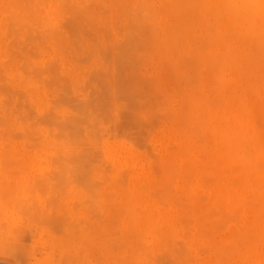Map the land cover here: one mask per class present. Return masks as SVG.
Wrapping results in <instances>:
<instances>
[{"label": "bare ground", "instance_id": "1", "mask_svg": "<svg viewBox=\"0 0 264 264\" xmlns=\"http://www.w3.org/2000/svg\"><path fill=\"white\" fill-rule=\"evenodd\" d=\"M80 1L81 0H0V63H2L1 60L6 59V58H7L6 60L8 61V58L9 59L12 58L13 53L19 54L17 52H19L22 49H23L22 51L24 53H27V52L31 53V54H29V56H32V54H33V56H37V59L41 58L40 55L36 53L38 51L35 52L36 54L34 53L35 50H33V48L31 47V45H33V44H31V43H33L31 41L34 40V41H37V43H39L38 42L39 40H36L37 37L41 36V34L42 33L44 34V31H46V32H50L52 45L54 47H56V51H57L56 54H58L59 57L61 58V61L64 64L65 69L67 71L72 72V67L75 66L74 64L72 65V63H73L72 61L76 62V60H74V59H77V63H78V60L80 59L82 61V59H83L82 57H84L83 60L86 62V59H88V58L91 59V57H94V53H96V51L94 52L92 49H91L92 51H90V48L86 49V47H87L86 44L88 43L87 45L89 46L90 45L89 41H93L92 38L90 40L88 38V36L89 37L92 36L91 34L95 32L94 28H96V27L95 26L91 27L90 25H92V23L90 25H89V23L86 24V22H88L89 20H87L86 19L87 17H84V16L90 17L89 19L90 20L92 19L94 21V24H96L100 28H102V24L105 25V23H107V24L112 23L113 24V22H114V26L116 23H117L116 25H118L119 22H117V21L120 17V19L122 18L124 21L125 20L130 21L129 24L132 23L131 21L136 22L138 27H139L137 33H140V31H142L143 33L145 32L144 34H146L147 32H149L148 30L150 29L149 34L148 33L146 34V36L148 35L146 37L147 43H148V46L150 47V48H148V50H151L153 52L154 61H155V69H156V72L158 73V77L160 78V80L158 77H156V78L153 77L154 79H153V81H151L150 78H152V76L150 78H147V76H146V79H149V80H145V82L149 81V83L148 82L147 83L149 84V86H151L153 88L152 89L149 86L147 87L149 90L151 89V91H149V93L151 92V94H152V93H155V90L156 91L158 90L157 88L160 86L159 84H160L161 80L163 81V83L164 82L166 83V86H169L171 88L170 89H169V87L167 88L165 86V83H164L163 86H165L166 88L163 87L162 85L160 87H162L163 89H166V91H164L163 89H161L159 87L160 90H158V92H156V94L159 93L157 95V97H155L153 95L154 101L151 100L152 97L150 99V97H147V95L143 96V97H146V99L143 98L145 100L140 99L139 101H137L136 98L139 95V94L137 95L138 91L135 93H132V92L139 89V85H137L138 88H134L135 84H133L134 90L132 92H130L132 90V87H131V89L129 88L130 90L127 92H130V93L126 94L127 97H125L127 99L131 98L129 101H131L130 103H132V104L134 102L135 103L137 102L136 106L139 107V105H137V104L138 103L142 104L143 101H146V102L150 101V102L156 104V106H158V104L162 105L161 104V101H162L161 98H163L164 94L166 96V99H165L166 101L164 100V98H163L164 101H162V103H163L162 106L165 105L163 107V109H161V112L162 111L163 112L160 113V110L158 109L159 111H157V108L155 107L157 113H160L162 115V117L164 116L162 119L163 120L162 123L164 125L162 124L163 125L162 127L161 126L159 127V124H161V123L158 122V119L155 120L159 116H156L158 114L155 113L154 109L152 111V107L154 108V104H150L151 107L148 105V103H143L142 104L143 106L140 105L144 109L150 107L149 110H151L154 113L153 116L151 114L152 117L149 115L150 116L149 118L151 120L150 119L146 120L150 123V126L148 123H146V121H145V124H148V125L143 124L145 126L143 131L147 132V130H148L147 128H149V127L151 130H153V128L154 127L157 128V126L159 127V129L160 128L162 129V131L161 132L159 131L160 133H158L159 134L158 139L160 138V140H161L160 151H158L160 154L158 152H156V153H158L159 155L155 154V153H154L155 155H153L152 150L154 151V148L152 149L151 145H150L151 147L148 148L147 146L149 145V143L148 144L146 143L147 146L143 145V143L146 140H142L140 142L141 144L139 145L140 147L146 146L148 148V149H146V147H145V149L147 151L145 150L144 154L146 155V153L149 151V154L147 153V155L151 154L148 157L149 160H150V157L153 158L155 156V158H153V161L151 160L152 166L150 165L149 160H148L149 162L144 164L145 163L144 158H146L145 155L143 158V157L139 156V154H135L134 151H132L128 148V150L125 151V153L128 152V154L125 155V158H126V161L129 162V166H127V167H130V169L126 170V167H124L125 172L123 169H122L123 171H121L120 168H122V167H120L121 165L118 163V165L116 167L113 166L115 168H111L112 170L107 171V173L111 174V172L114 169H116V171H114L115 172L114 174H112L111 176H108L106 173V169L110 168L107 165L108 160L104 161V162H107L106 165H102L104 162L100 163L99 162L100 160L99 161L97 160L98 161L97 164L100 163V164H98L97 170L101 169L100 167H105L106 168L105 170L104 169H101V170L102 171L104 170L105 173L103 172V174H106L108 176V177H106V175H104L103 183L99 181L100 179L98 180L99 181L98 182V181H95L96 179L95 180L91 179L92 178L91 173L89 174V170H90V172L92 171L90 169V167L93 164V166L91 167V168H93L94 165L96 164V161L89 158L90 156H88V160L86 161V158H87L86 154L88 155L89 153H86L87 148H82L83 142H85L86 143L85 145L87 147H89L90 144L88 143V140L87 141L84 140L82 142V144L80 145L82 150L84 149L83 151L80 150V151H82L80 153L83 154L84 157H86V158L81 157V156H83L81 154L80 155L77 154V156H80L79 157L80 161L85 160V162L87 163V169H86L87 172H85L86 170L83 169L85 162H83L84 163L83 166L79 165L78 161L76 163L79 165L80 168L83 167L82 168L83 171L80 170V172H81L80 174H82V172L86 173V174L88 173V174L85 175V177L87 179H84L85 178L84 176L82 177L84 179V181L80 180V178H78V177H76L75 181L80 180V183H81V181H83V183L84 182L87 183L88 185L86 184L85 188L83 187V186H85V184L81 186V187H83V188H81L82 189L81 191H83V190L86 191L87 194H85V197L88 196V198H90V195L92 193L90 199H92L91 200L92 202L95 201L94 203H92L91 201H88L86 203L84 200L88 199V198L87 197L84 198L83 199L84 202L81 200L83 203H86V204L92 203V204L90 205V207H89V204L86 206L84 204L83 209L86 208L85 211L88 212L89 208L92 209L95 206L96 208L94 207L93 208L94 210L92 209V212H91V215L94 218L98 212L101 214V212L99 211L101 209L102 213L104 214V215L103 214H101V215L105 216V217H103V219H102V217H99V220L102 219V220H100L101 222H103V220H104V222L107 221L109 223L110 219L111 220L114 219L115 221L117 219L118 223H115V225L116 224L119 225V229L117 228L118 225L116 227L119 230V232L116 229L114 231H117L119 233V235L117 232H114L116 234L115 235L112 232L113 231L112 230L110 232V235L114 234L115 236L112 235L114 237H111V236L108 237L107 233H109V232H104V231H109L111 229H110V227H108L109 225L107 224V226H106L105 223H104L105 227H108V230H107V228L104 229L103 230L104 233L102 235L101 234L102 229L100 226H102L103 223H100V221H98L99 224L98 225L95 224V226H94V225H91L94 223H91V222L88 223L90 221L89 219H87V221H85L86 219L83 220V218L82 219L79 218L80 220H82V221L78 220V222L80 224H81V222L85 221L86 222L85 225L88 223L89 226L91 225L94 227L92 228L90 226L91 227V229H90V227L88 225H86V226H84V229L86 227L85 230L81 228L83 231L80 230V228L75 229V230L71 229L72 231L74 230L73 236H75V237L72 238L73 236L71 235L72 236L71 237L69 235L70 233L67 234V236L69 235V237H67V238H69V241L66 240L63 242V248L65 250L64 255L67 257L69 255V253H71V255L74 256V258H73L74 264H153V263H156V261H159V259L156 260V258H157L156 251H158L160 249H164L165 251L161 250L163 252L167 251V254L161 252L162 254L167 255V258L171 255L168 258L169 260L172 259L171 257L179 259L181 257V255L184 254L185 252H187L188 253L187 256H189V249H187L188 251H186L184 242L182 244H184L183 246H184L185 251L183 252L184 249L182 248L183 250L181 252V250L178 247V245L181 246L180 244H178V241L181 239L178 240V239H175V237H179V235H183V234L184 235L187 234L186 237H188L190 234L191 236H189V238L187 240V245L190 248H194L197 250V248L199 249L202 246L200 249V250H202L205 247L204 250H205V253H207V256L202 259L201 264H264V0H89V4H87V6H86V4L83 6H80L79 5ZM90 1L92 2V4ZM93 4H94V6H93ZM126 4L127 5L129 4L128 8H127ZM90 5H92V6H90ZM155 5H158L159 7L156 8L157 6H155ZM107 9L110 10V12L113 13L116 17L118 16L117 18H115V19H117V21L116 20L115 21L114 20L109 21L112 18L114 19L113 15H112L113 17L111 16L112 18L109 17L110 19L105 16L106 17L105 20L109 21V22L104 21L103 16L105 15V13H106L105 10H107ZM107 14H109V12ZM72 16L75 17L74 20H73L74 17H72ZM80 16L81 17L83 16V17L80 18ZM76 18L78 21H76ZM83 18H84V21L87 20L85 22L86 26L89 25V27L93 28V30H91V28L90 29L88 28L89 30H91L90 32H88V29H86V28H85L86 30L81 29L80 33H79V30H77V29H80V28H78V25L80 24L79 27L81 26V24L83 23V21H82ZM89 22H91V21H89ZM28 23L35 24L36 25L35 27L38 28L39 30L34 28L36 30V33L34 35H32V37H27V38L25 37L26 39L23 38L25 40V42H23V43H20L23 41V39L21 40L20 38H17L18 40L19 39L21 40V41L19 40V43H18L19 45L21 44V47H19V45L17 44L18 40L14 41V39H16L15 37L21 35V30H22V36H24L23 35L24 34L23 33V27L25 26V24H27V25L24 28L30 26L29 29L27 28L28 31L26 29L27 34H25V35H30V33H32V30H34V29H32L33 27L31 26V24L28 25ZM85 24L83 23L82 25H85ZM146 24H147V27L149 26V28L145 29L146 31H144V28H146V26H145ZM18 25H20V26H18ZM21 25H23V26L21 27ZM126 25H127V27L125 26V23H124V25H123L124 29L122 28V26H120L121 28L118 26H115V28L118 27L119 33H120L121 29L125 30L126 32L129 30L127 34H129V32H132V34H133L135 31H137L136 30L137 25H135V23L130 24V26L131 25L136 26V27L131 26V27L135 28V30L133 28H131L132 30H134V32L128 28L130 26H128L127 23H126ZM16 27H18V28H16ZM125 27L127 29H125ZM18 29H19L20 33L17 31ZM35 30H34V32H35ZM74 30H75V32L76 31H78V32H76V34H74ZM122 30H121V32H122ZM13 31H15L14 35H13L14 38L11 37V38H13V40L10 41L9 38H10L11 34L13 33ZM125 31H123V32L126 33ZM67 32L69 33L68 35L76 36V38L74 40H69ZM87 32L89 34H86ZM96 32H98V30ZM18 33L20 35H18ZM39 33H41V34L39 35ZM82 33H84L82 36L79 35ZM85 34L88 35L87 38L89 40H87V38L83 37V36H85ZM127 34H125L123 39L126 38ZM132 34L130 33L131 36L127 35L128 40H129V37L131 39L130 42L127 41V38L125 39L127 41V43L125 40H124V42H125L124 43L123 39L121 41L124 44L121 41L118 42V45L120 43H122V46L124 45V47H125V48L123 47L124 49L122 48V46H121V48L119 47L121 44L118 47L116 46L114 48V46H115L114 44H116V42H113V45H114L113 49H116V50L121 49L120 50L121 53L124 54L125 52L128 53L131 50L134 51L135 48L137 51V50H140L138 48H141V46H143V47L147 46L144 44V41L146 40L145 38H144V40L142 39L143 41L140 40V42L142 41V43L144 44V45L143 44L141 45V43H139L138 40H137L138 43L136 41V39H138L137 37H139L138 34L134 33V35H133L136 39L133 38ZM77 35H78L79 39H81L83 37L84 39L87 40L86 44H84V41L80 40V41H82L81 43L84 44V46H85L84 50H80L83 45L80 42L77 43ZM105 35L106 34H103V37H104V40L106 43L107 40L105 39ZM139 35L141 36L142 33ZM46 36H49V35H46ZM46 36L44 34V36L42 35L41 37L44 40V38ZM94 37L95 36H93V38ZM131 37L135 40L136 45L140 44L141 46L139 45L140 47L138 46V48H137V46L134 44L133 47L132 46L129 47L131 45L130 43H132V41H134ZM42 38L40 39V41H43ZM46 38H45V40H46ZM48 39H49V37H48ZM94 39H97V37ZM29 40L31 42L29 48L31 47L32 49L28 48V50L25 51L24 49H26V47L28 45L26 41H29ZM9 41H10V43H9ZM69 41L73 42V45H74V41H75V45L78 46V47L74 48L75 45L72 46V44H71L70 47L71 46L72 47L70 48V50H76V48H78V49L80 48L79 50H77V52L83 51V53L86 54V52H84V51L87 50L89 52V55H91V56H89V57H88V55L81 56L79 54V56H81V58H80L77 55L72 56L73 52L69 51L70 55H71V57H70L68 54ZM97 41H99V39H97ZM43 42H40L39 44L41 45V43H43ZM93 42H96V40H94ZM45 43H46V41H45ZM99 43L101 44L102 47L100 49H97V50H101L104 47L103 46L104 44H102V42H98V44L95 43V45H93V46H96V44H97V48H98V47H100V46H98V45H100ZM110 43H111V41H110ZM128 43H129V45H127ZM10 44L12 47L15 46L14 44H17L18 46L16 45V47H18V50L19 49L20 50L17 51V48H14L16 50L9 49V47H11ZM78 44H81V46ZM125 44H126V46H125ZM44 45L45 44L43 43V47H44ZM109 45H108V43L105 44V46H108V48H110ZM24 46H26V47H24ZM127 46H128L129 50H127ZM38 47H37V49H38ZM41 47H42V45H41ZM44 48H47V47L45 46ZM48 48H49L48 50L51 49L49 47V45H48ZM72 48H74V49H72ZM104 48H103L104 51L105 50L106 51L104 53L103 52L102 53L105 55L106 53H109V52H107V51H109V49L107 47H104ZM117 48H119V49H117ZM130 48H131V50H130ZM145 48H147V47L142 48L143 50L141 49L140 51H144ZM122 49H123V51H122ZM111 51H112V54L115 55V56L112 55V57H115V61L118 59L119 60V61L117 60L118 62H122L121 60H123L122 59L123 55L120 53V51H118V52L117 51L115 52L114 50H111ZM111 51H110V53H111ZM133 51L129 53L130 54L129 55L130 56L129 61L131 60L133 55H135V56L137 55L136 52L133 54ZM23 52H21V53H23ZM91 52H93V53H91ZM102 53L99 52V55H101ZM126 53L124 54L125 55L124 58L126 57ZM56 54H55V56H56ZM103 54L101 56L102 58L104 56ZM131 54H132V56H131ZM21 55L23 56L24 54H21ZM119 55H120V58H119ZM14 56H15V57H13L14 59L15 58H16V60L19 59V58H17L16 55H14ZM29 56H28V58H29ZM129 56L126 57L127 61L123 60V64H125L124 62H126V65H127V62H129L128 61ZM18 57H19V55H18ZM78 57H79V59H78ZM139 57H140V59H139ZM142 57H143V59H142ZM142 57L139 55L137 57V59L142 60V63H143L147 59L144 60L143 55H142ZM104 58H105V60L107 59L106 56ZM104 58H103V61L105 62ZM133 58H132V60L135 59V58L134 59ZM55 59H54V61L51 60L52 63L49 62L50 60L48 59L49 61H45V63L42 65H45L46 62H47V66L53 65V64L58 65L59 60L56 59V61H55ZM90 59H88V60H90ZM108 59H109V57H108ZM137 59H135V60L137 61ZM7 61L3 62L2 65L0 66L1 67L0 72L2 70V72L0 73V79H2L3 82L5 80H8V78H9V77L7 78V75L5 74V72H7L6 69H10V68L6 67V66H8V65H6ZM27 61L26 60H24V62L21 61L20 64H22V63L23 64L20 67L14 66V69L18 68V70H20L21 75H22V73L26 72L24 74H26L27 78H28V76L30 77V75H32V77H35V75L37 76V73H35V72L38 71V66L36 65L34 68L33 63L29 62V61H28V63L32 64V67H30V68H32L31 69L32 74H30V75L27 74V73H30V71H27L29 68L28 65L29 66L31 65V64L27 65ZM108 61L106 60L107 63H108ZM110 61H112V60H110ZM136 61H134V64L137 63ZM12 62H13V60H12ZM25 62H26V64H25ZM48 62H49V64H48ZM132 62L130 61L129 65L131 63V66H132V64H133ZM138 62L140 63L141 61H138ZM77 63H76V67H77ZM109 63L107 64V66L110 65ZM142 63H140V64L142 65ZM4 64H5V67L3 68L2 66H4ZM16 64H17V62H16ZM134 64H133V66L137 65L138 63L135 65ZM23 65H25V66H23ZM101 65L103 66L102 63L100 64V66ZM104 65L106 66V64H104ZM22 66L24 68H26V66H27L28 68H26V70H25ZM58 66H60V65H58ZM79 66H80V64H79ZM86 66H85L84 70H86L88 68V67L86 68ZM105 66H103V67L105 68ZM81 67H82V64H81ZM141 67L136 66V70H137V68H141ZM42 68L43 67L39 68V70L40 69L42 70ZM108 68H109L108 71L110 72V67H108ZM115 68H116V66H115ZM133 68L131 67L130 69L132 71L134 70V73H136L135 68L134 69ZM34 69H35V71H34ZM94 69H95V67H94ZM98 69H100V68H98ZM117 69H118V67H117ZM147 69H149V68H147ZM45 70H46V68H43V71H45ZM73 71L77 72L74 69H73ZM10 72H11V70H8L7 74L10 75ZM53 72H51L52 76H50L51 73L48 72V78L46 77V79H45V77H44V80L40 74H38L39 77L38 76L36 77V78H39L38 81L40 79L43 80V82H46L43 84H47L51 88L53 87V84H54V86H55L54 90L56 89V91H58V93L60 91L63 92V90L66 91L63 93L60 92L57 95L58 99H57V97H55V99H49L48 100V97H46L47 98L46 100H48L49 103L51 102V104H54V102H55V104H54L55 106L51 105L52 107H49V103L47 102V106L49 108L48 110L50 111V108H51L50 112H52L53 107L60 106V104L62 102L64 103V101H65L64 104L66 106L68 104V106H70L69 107L70 109L72 106L75 107L76 106L75 104L72 105L70 103V100L73 99L72 97H70V94H73L72 90L70 89V87H71L70 85L72 83L70 85H67V86H66V84H64V81L67 84H69L72 81L67 76L66 77L70 81H67L66 77H65V79L64 78L62 79V77L58 74V70L53 71ZM138 72L139 71H137V73ZM2 73L4 75H6L4 78L2 77V76H4ZM82 73L86 74V72H82ZM89 73L91 74V70L89 72L87 71V74H89ZM15 74H16L15 77H14V75H12V78L9 80L10 82L15 81L14 78L17 77V73H15ZM20 74H18V75H20ZM76 74L77 73H75V75ZM83 74H82V76H83ZM110 74H111V72L109 73V75ZM45 75L47 76V74H45ZM89 75H88V77L90 78ZM115 75H117V74L113 73V78ZM24 76L22 77V78H24V80L21 79L19 81V84H22V80H23V82L25 81V79L27 80V78H25ZM137 76H138V74H137ZM140 76H142V74ZM154 76H157V75H154ZM129 77H128V79H131ZM50 78H53V79H50ZM108 78L110 79L111 77L109 76ZM108 78H107V80H108ZM56 79H57V81H56ZM72 79H74V78L72 77ZM76 79H77V77H76ZM91 79H93V78H90V80ZM142 79H140V80H142ZM53 80H55L56 82ZM61 80H62V82H60ZM131 80H130V82H131ZM157 80H159L160 82H158ZM2 81H1V83H3ZM33 81L34 82L36 81L35 84H37V83L40 84L42 82V81L41 82L39 81L40 82L39 83L37 81V79L36 80L33 79ZM89 81H88V79H86V81L83 80V82H85L87 84V87L89 86L88 85V83H90ZM108 81H109L108 82L109 84H110V82H112L110 80H108ZM117 81L118 80H116V83H117ZM134 81H135V79H134ZM134 81L132 83H134ZM154 81H156V82H154ZM10 82H7V83L9 84ZM124 82H125V80H124ZM126 82H125V84H126ZM167 82H169V83H167ZM7 83L5 81L0 86H4L6 84V86L8 88V86H10L11 83H10V85H8ZM55 83L56 84L60 83V84L57 86ZM62 83H63V85H62ZM150 83H151V85H150ZM152 83H153V85L156 84V89H154L155 85L153 86ZM170 83H171V86L169 85ZM86 84L84 85L85 90H83V84L82 83L80 84V86H77V87H80V89L83 90V92H84L87 89ZM109 84H108V87L111 86ZM128 84H129V82H128ZM138 84H140V83H138ZM29 85H30V83H29ZM47 85H45L46 90H48V91L52 90V89H50V90L47 89V88H49V87H47ZM60 85H62V86H60ZM6 86H4V87H6ZM26 86H24L25 92H27L26 94L24 92V89H22V88H21L22 90L19 92L20 89L19 90L17 89V85L15 87L18 91L17 90L15 91V87L12 88V86H11V88L14 89V92L11 91V89L9 91L10 87L8 89L4 88V87L3 88L0 87V92H1L0 94H3V93L6 94L5 95L6 97L5 96L4 97L6 99V102H8L6 104L4 97H1V100H3L2 102H4L3 104H0V111H2V113H4V111H7L9 109L8 108V106L10 105L9 103L11 101H14L11 99V97L12 96L14 97L15 94H17V93H18L17 97L19 99L22 97V99H25L28 102L29 97L26 95H29L28 92L32 88L30 89L31 86H29V88H28L29 90L27 89L28 91H26ZM33 86H35V85L33 84ZM56 86L60 89L57 90L58 88H56ZM68 86H70V87H68ZM97 86H99V85H97ZM113 86H114V84H113ZM126 86H128V85H126ZM40 87H39V89H40ZM61 87H63V88H61ZM100 87H101V84H100ZM1 88H2V90H1ZM34 88H36V87H33V89ZM43 88H44V86H43ZM68 88H69V91H68L69 93L67 92ZM92 88H93V86H92ZM104 88H105V90L103 89V87L100 88V89H102V90H100V91H102V93H103V90L106 91V87H104ZM140 88H142V87H140ZM37 89L38 88H36V90ZM73 89H74V86H73ZM93 89H95V88H93ZM70 90H71V92H70ZM95 90H97V88ZM121 90L120 91L114 90V91L117 93V92H121ZM124 90H126V89L124 88ZM127 90H128V88H127ZM145 90H146V88H145ZM161 90H163L162 93H160ZM42 91H45V90L43 89ZM76 91H77V88H76ZM76 91H74L75 96H77V97L81 96L80 94L76 95ZM91 91H93V90H91ZM91 91H90V95H91L90 98L92 99L93 94H91L92 93ZM97 91H99V90H97ZM109 91L110 90H108V92ZM142 91H144V90L142 89ZM6 92H8V93H6ZM9 92H11V94ZM22 92L25 94V98H24V94ZM52 92H53V90H52ZM127 92H125V93H127ZM19 93L21 95H19ZM50 93H51V91H50ZM112 93L114 94V92H112ZM149 93L147 90L146 94H149ZM8 94H10V95L7 98ZM95 94L96 93L94 91V95ZM106 94H108V93H106ZM144 94H145V92H142V94L140 93L141 96ZM160 94H163V96H161V98L158 97ZM18 95L21 97H19ZM40 95H41V93H40ZM68 95H69V97H68ZM131 95L134 97L132 98ZM47 96H48V94H47ZM51 96H52V94H51ZM53 96H55V95H53ZM61 96L63 98H60ZM72 96H74V95H72ZM105 96H107V95H105ZM109 96H107V97H109ZM87 97H88L89 101L91 102L89 95ZM95 97H96V95H95ZM138 97L141 98L140 96H138ZM15 98H16V96H15ZM34 98H35V95L32 99L34 100ZM113 98H114V96H113ZM147 98L149 101H147ZM155 98H159V100L161 99L160 103H159V100H156ZM44 99L45 98H43V100ZM59 99H61V100H59ZM88 99H86V100L88 101ZM54 100H56V101H54ZM57 100L61 101V103L60 102L58 103ZM92 100H94V99H92ZM83 101L84 100L81 101L82 102L81 104L87 106L86 104H84L85 101L84 102ZM87 101L85 103H87ZM110 101H112V100H110ZM120 101H121V99H120ZM120 101H117L118 106H119V103L122 104V102H120ZM122 101H125V99ZM140 101H142V102H140ZM155 101H157L158 103H156ZM22 102L23 101H21V103ZM56 102H57V105H56ZM28 103H30V102H28ZM31 103L33 104V102H31ZM35 103H37V102H35ZM63 103H62V105H63ZM92 103H94V102H91V104ZM135 103L132 106H135ZM4 104H5V107H4ZM12 104H11V107H12ZM15 104L18 105V104H20V102L18 104L14 103L13 105H15ZM44 104L46 105V103H44ZM79 104H80V102H79ZM91 104L88 103V105H91ZM111 104H113V103H111ZM27 105L28 104H25V106H27ZM77 105H78V102H77ZM80 105H78V106H80ZM144 105H146V107ZM160 105L158 106L159 108H160ZM6 106L8 109L6 108ZM21 106H22V104L20 105V107ZM20 107L17 106V108H20ZM28 107L29 106H27V108ZM32 107H33V105H32ZM74 107H73V110H74ZM77 107H75V108H77ZM115 107L117 108L116 105L115 106L113 105V108H115ZM27 108H25L26 111H28ZM39 108H40V106H39ZM44 108H43V110H44ZM79 108H81V107H79ZM127 108H128V106H127ZM139 108H141V107H139ZM5 109H7V110H5ZM12 109L13 108H11V110ZM48 110H46L45 112H47ZM83 110L85 111V109H83ZM135 110H137V107H136V109H134L135 115L137 116ZM140 110H142V109H140ZM8 111H10V109ZM29 111L32 112V109L29 108ZM33 111H34V109H33ZM77 111L80 112L81 110L79 109ZM122 111H120V112L122 113ZM130 111L132 113L131 116H133V110H130ZM16 112L18 113V111H16ZM45 112L43 115L41 114L40 116L43 117L44 115H46ZM85 112L88 113L87 110ZM25 113L23 112L22 114H25ZM55 113H54V111L52 113V116L54 119L53 120L51 118L52 123H49L50 121L47 117L45 118L48 120V121L46 120L47 125L49 124V128L45 124V127H47V129H45V130H47L49 132L52 129V128H50V124H53V125L59 127L60 130L59 129H57V130H59L58 132H60V133L62 132V133L57 134V131H56V133H54V131L51 130L50 132H53L51 134H55V137H57V138L54 137L51 140L59 139L60 136L64 132H65V134L67 133L66 132L67 130L63 129L65 125L69 126V127H73L75 125L74 124L72 126V124H73L72 120L74 121V119H72V116H70V115H72V113L68 116V117H70V119L67 118V115H64L65 119L62 118V120L60 119L61 114L59 113V111H58L59 114L56 113L59 116L56 115ZM80 113L85 114L84 112H80ZM9 114L11 116V113H9ZM27 114L28 113L25 114L26 117H24V115L19 116V117H21L20 122H22L23 124L26 123V121L24 122V120H25V118H27ZM34 114H35V111H34ZM13 115H15V114H13ZM18 115L19 114H17V117H18ZM47 115H48V112H47ZM80 115H79V117H81ZM86 115H88V114H86ZM90 115H92V114H90ZM146 115L144 117H146ZM5 116L7 117L8 114L6 113ZM5 116H4V120L6 119ZM54 116H56L57 118ZM155 116H156V118H154ZM29 117L31 118V116H29ZM0 118H2V117L0 116ZM84 118H86V117H84ZM134 118H136V117H134ZM159 118L161 119V116ZM45 119L43 121H45ZM59 119L61 120V122L59 121L58 124H56L57 120H59ZM79 119H81V118H79ZM141 119H143V118H141ZM0 120L2 122L4 121L3 118ZM11 120H12V118H11ZM64 120H66L68 123H71V122L72 123L69 125ZM81 120H83V119H81ZM130 120H131V118H130ZM143 120H145V119H143ZM154 120L156 121V125L153 124ZM1 121H0V123L3 124ZM15 121H16V118H15ZM17 121L19 122L18 119H17ZM32 121H34V120H32ZM35 121L37 122V120H35ZM38 121L43 122L42 120H38ZM78 121H79V123H78V125H79L81 122H80V120H78ZM151 121L153 122L152 125H154L153 128L151 125ZM164 121H165V123H164ZM4 122H5L4 124H6L5 126L3 125V127H2V125L0 124V128L2 127V129L3 128L6 129L7 123L9 124L10 121L5 120ZM64 122H65V124H64ZM31 123H33V122H31ZM44 123L45 122H43V126H44ZM140 123H142V122L140 121ZM143 123H144V121H143ZM12 124H13V122H12ZM131 124H132V122H131ZM16 125H17V123H16ZM34 125H36V126H34L35 127L34 129H31L32 132L30 131V129H27V128L25 129L27 133L31 132V133H29L30 136L28 135L27 137H26V135L25 136L23 135L26 133L25 131H24L25 133H23V134L19 131L20 133H18L16 135H15L16 132H14L13 133L14 138H12L11 133L7 134V130L5 131L6 132L5 134L3 133L4 129L2 132L0 131V175H2V173H4L5 175L8 173L11 175H12V173L14 174L13 169L16 167H19L22 164L23 156L26 155V154L23 155V152L21 151V149H23L25 147L27 148L28 146L29 147L31 146V145H29V143L27 144V140H26L24 145L25 144H27V145L23 146V148L22 147L19 148L18 145H20V143H16V144H18V145H16L14 143V140H16L17 138L18 139H20V138H19V136L17 138H15V136L21 135L22 136V137L20 136L21 138L26 137L25 139L28 138L30 140V138L32 136L31 134H33V137L31 138L33 140H30L31 141L30 144H33L31 147L34 149V147H33L34 143H32V142L35 139L34 137H37L40 134L37 126H40V128L42 127L41 123L39 125H37V124H34ZM53 125H52V127H53ZM83 125H84V122H83ZM83 125H81V126L83 127ZM90 125H92V124H90ZM135 125H134V128H136ZM31 126H33V125L31 124ZM11 127L12 126H10V128ZM36 127L38 130V133H37ZM82 127H80V128H82ZM143 127H140V130ZM88 128H89V126H88ZM74 129H76V127ZM8 130H9V128H8ZM10 130H12V128ZM34 130H36V132ZM90 130L94 131L96 129L91 128ZM33 131L37 134L36 136H35V133ZM88 131H89V129H88ZM88 131L86 134H88ZM148 131H150V130H148ZM78 132H79V130L77 131V133ZM94 132H98V131L96 130ZM94 132H93V135H94ZM44 133H46V131H44ZM44 133H43V135H45V136L49 135V134H44ZM69 133H70V135L67 134V138L68 137L70 138V136L72 137V133L74 134V132H69ZM149 133L147 132L146 134L149 135ZM152 133H154V132H152ZM81 134L82 133L80 132L79 135H81ZM91 134L92 133L90 131L88 136L91 137L92 136ZM41 135L42 134H40L39 136L41 137ZM45 136H43V137L45 139H48ZM51 136L52 135H50L49 137L51 138ZM115 136L117 138L121 137V136H117L116 134H115ZM152 136H153V134H152ZM43 137H41V138H43ZM81 137H82V135H81ZM81 137H78L80 139H77V136H75V137L70 138V139L68 138V140H67L64 136L62 139H64V140L66 139L65 141L70 142L71 148L74 149V148H76V146L74 147V145H76V143H78V140L82 139ZM145 137H146L145 139H147L148 136H145ZM98 138H100V137H98ZM109 138L111 139V137H109ZM142 138H143V136H142ZM18 139H17V141H18ZM36 139H35V143L38 144L37 142H39L40 138L37 139L38 140L37 142H36ZM74 139H76L77 141L75 142ZM64 140H63V142H64ZM70 140H72V142ZM94 140H95V138H94ZM149 140H151V138ZM40 141H42V143L39 142V144H38L39 146L41 144H44L43 140L40 139ZM68 142H66V143H68ZM95 142H96V140H95ZM99 142H100V140H99ZM109 143H111V142H109ZM133 143H135V145L137 143V146H138L139 141L138 142L135 141ZM56 144L57 143L55 140V145ZM95 144L96 143H94V145ZM99 144L100 143H98V145ZM45 145H47V144H44V146ZM53 145L54 144H52V146ZM61 145H59L60 146L59 149L56 148L57 149L56 151H57V154L60 155L59 157L60 158L62 157L61 158L63 160L62 163H61L62 160H58L60 158L57 156L56 153H55L56 155L54 154L55 156L52 155V156H54V158L52 156H50L53 159L51 158L52 161L49 160L51 162H48V163H55V165L53 164V166H52V164L51 165L48 164V166H45V164H44L43 166H41V165H38L37 160H35L37 162L36 167H38V166H40V168L46 167V170L44 168L42 169L43 171L45 170L44 174H46V173L50 174L47 171L50 169V168L49 169L47 168V167H49V165H50V167L52 166L51 167V169H52V168H54V166H56V163H59V162H60L58 164L59 167L57 168V166H56V168L59 171H56L53 169L49 170L50 172H52L51 174L55 175L54 174L55 171L57 174H59V172H61L60 174H62V173H64V171L65 172L71 171L72 170L71 168H73V166L75 165V159H74V162H73L74 164H73V166L70 167L69 163L72 162V158L68 160V158H67L68 156H66V155H69V152L71 153V151H75V149L69 150V151L66 148L64 149V147H66V146L68 147V145L70 146L69 143L65 146L63 145V148L61 147ZM111 145L115 146V145H117V143H115V145L114 144H111ZM154 145H155V143H154ZM44 146L41 148H46L48 145L46 147H44ZM93 146H92V144L90 145L91 152L93 151V148H92ZM96 146H97V144L94 147H96ZM78 147H79V145H78ZM131 147H133V146H131ZM154 147L156 148V146H154ZM37 148H35V149H37ZM97 148L98 147H96V150H98ZM115 148L116 149L113 150V152H115L114 154L119 153L121 155L122 150L119 149V147L117 148V146ZM150 148L152 150H149ZM27 149L30 150V148H27ZM35 149H34V152H35ZM38 149H37V151H40ZM62 149H63V154H64V152L68 151V152H66L68 154L65 153L66 155H64V157H63V154L61 153ZM123 149H125V148H123ZM31 150L29 152H32ZM58 150H61V152L59 153ZM100 150H101V148H100ZM44 151L46 152V150H44ZM76 151H75V153H77ZM78 151H79V149H78ZM155 151H156V149H155ZM72 153H71V155L76 156V154L74 152H72ZM103 153H104V151H103ZM103 153H100V154L105 156L106 154H103ZM96 154H98V153H96ZM30 156L32 157V159L35 158L32 155H30ZM41 156H43V155H41ZM91 156H92V154H91ZM96 156L98 157V155H96ZM159 156H161V165L159 162V160H160ZM119 157L121 158L123 156H119ZM55 158H56V160H55ZM64 158H65V160H67L66 162L64 161ZM69 158H70V155H69ZM81 158H82V160H81ZM99 158H100V155H99L98 159ZM105 158L108 159L109 156H107ZM114 158H115V156H114ZM154 159H155V161H154ZM156 159H158V160H156ZM35 161L33 159V163ZM93 161H95V164ZM46 162L47 161H44V163H46ZM88 162L90 165L88 164ZM91 162H92V164H91ZM155 162L158 164H156ZM154 163L156 164V168L154 167L155 166ZM108 164H109V166H111L110 162ZM100 165H102V166H100ZM157 165L161 166L162 171H160L161 170L160 167L157 168L158 167ZM67 166L69 168H67ZM77 166L75 165L74 166L75 168H73V170H75V171H71V173L75 172V173H72V175H75L77 173L76 172ZM36 167L35 168L33 167V168L36 170ZM27 168L28 167H26V169ZM56 168H54V169H56ZM85 168H86V165H85ZM38 169H39V167H38ZM65 169L66 170L68 169V170L66 171ZM151 169H154L155 171L151 170ZM24 170L20 169L18 171L20 172V171H24ZM61 170H63V171H61ZM78 170H79V168H78ZM128 170H130V174L127 173ZM18 171H16L17 173L15 172V174L21 173V172L19 173ZM34 171H32V173H36ZM94 171H95V169H94ZM158 171H160V173H163L162 180L164 181V183L161 179H160L161 182H159V183L156 182L155 176L156 177L158 176V174H159ZM28 172H29V169H28ZM28 172L24 171L25 174ZM121 172H124V173L122 174ZM153 172L155 173V175L153 174ZM68 173H70V172H68ZM97 173H96L95 177L98 178ZM127 174L129 175V178L125 179L124 175H127ZM7 176L9 179L12 177V176L9 177V175H7ZM7 176H4L5 179ZM160 176L161 175L159 174L157 179ZM123 179H125V182ZM43 180H44V178L42 179V181ZM75 181H72V182L75 183ZM172 181H174V182H172ZM97 182L99 184H97ZM76 183H79V181ZM170 183H171V186L173 183L175 184V185L173 184L174 185L173 193L170 191V189L172 190L173 187L172 188L170 187V189H168V187H169L168 184H170ZM90 184H91V186H90ZM95 184H97L96 187H94ZM73 186H76V185H73ZM78 186H80V185L77 184V188H78ZM88 186H90V188ZM35 187H36V184H35ZM41 187H39V188H41ZM48 188H49V186H48ZM73 188H75V187H72V189ZM77 188H75L74 191H78ZM42 189H44V188H42ZM90 189H92V190H90ZM65 190H67V188ZM49 191L52 192V188ZM74 191L72 193L73 195H74ZM84 191H83V193H81V195L85 193ZM43 193L46 195V191H43ZM204 193H206V197H203ZM57 194H59V193H57ZM78 195H79V193H78ZM81 195H79V196H81ZM95 195H97V196H95ZM54 196H56V195H54ZM5 197H7V196H4V199H5ZM93 197L95 198V200ZM33 198H34V195H33ZM67 198H68V196H67ZM183 198H185L188 201V204L186 203L187 201L185 199L183 201L185 204L182 202ZM72 199H73V197H72ZM76 199H77L76 201L79 203V206H82L83 204L81 203L80 200H78V197ZM30 200H31V198H30ZM73 200H75V199H73ZM96 200H98V201H96ZM3 201H5V200H3ZM58 201H59V199H58ZM76 201H74V202H76ZM26 202H25V204H26ZM72 202L73 201L70 202V204H72V206L73 205L75 206V204H78L77 202L75 204ZM51 203H54V202H51ZM93 204H95V205L93 206ZM185 205H187V207L190 206L189 212H186V209L188 211V208L185 207ZM54 206H55V204H54ZM99 206H100V209L98 208ZM76 207H78V206L76 205L75 209H76ZM56 208H53V209H56ZM97 208H98V212L96 211V213H93V211L95 212V209L97 210ZM75 209H74V211H75ZM83 209H81L80 213L84 212ZM215 209H217L218 212H214ZM208 210H210V213L208 212L209 214L207 213L208 214L207 215L206 211H208ZM32 211L34 212V210H32ZM212 211L214 212L213 214L216 213L215 215H218V213H219V216L217 218H215L214 215H213L214 217L212 215L210 216ZM46 212H47V209H46ZM46 212H44V213L47 215ZM67 212H69V211H67ZM89 213H90V211H89ZM186 213H188V217L186 216ZM227 213H228V215L229 214L232 215L231 217H233V216L234 217L232 219L230 218V216H229L230 219L226 218V217H228ZM190 214H191L192 218L194 217L193 219H191V221L189 220L190 219L189 217H191ZM78 215L80 216V214H78ZM83 215H86V214H83ZM48 216H49V214H48ZM185 216L187 218H184ZM75 217L76 216H74V218ZM90 217L91 216L88 215V218H90ZM67 218H68V216H67ZM74 218H72V219L74 220ZM104 218L108 219L109 221L104 219ZM72 219H70V220L73 221ZM97 219H98V217L96 218V220ZM43 220H45V219H43ZM67 220H69V219H67ZM70 220L68 222H70ZM114 220H113V222L111 221L113 223V225L115 222ZM187 220H189V221L185 222ZM74 221H76V219ZM189 222H192V224H193L192 225V231H190V233H189V231H187L190 228V227H188L189 226L188 224H190ZM73 223H72V225H73ZM95 223H96V221H95ZM186 223H188V224H186ZM221 223H222V226H221ZM43 224H45V223H43ZM75 224H77V222ZM80 224H77L76 226L79 225V227H80L81 226ZM100 224H102V225H100ZM217 224L221 227L218 228ZM115 225H114V227H115ZM186 225H188V226L186 227ZM87 226H88V229H90V232L87 229ZM97 226H98V228H96ZM103 226H102V228H104ZM214 226H216V228H218L219 231L218 230L216 231ZM227 226H228V230L226 231L225 227H227ZM4 227H5V225H4ZM186 228H187V230H186L187 233H185L186 232L185 230L182 231L183 229H186ZM99 229H101V230H99ZM19 230L20 229H18V231ZM222 230H224V232H225L224 236L220 237V234H219L220 238L215 239L213 237L215 231L217 232L216 234H218V233H220V231L223 232ZM85 231H87L86 234L84 233ZM81 232L85 234L84 236L82 235V238H81V234H80V237H78L79 236L78 233H81ZM71 234H73V233H71ZM104 235L106 236V238L104 237ZM18 236L16 235V237H18ZM182 237H184V236H182ZM9 238H10V236H9ZM70 238H72V239H70ZM109 238H111V239H109ZM114 238H117L118 241L116 239L114 240ZM60 239H62V238H60ZM107 240H109L110 243L115 241L114 242L115 245L118 242V244H119V245H117L118 247L113 245L112 243L109 244ZM173 240H176V241L173 242ZM182 240H184V238H182ZM185 243H186V241H185ZM14 244H15V241H14ZM147 244L150 245L151 248ZM173 244L174 245L176 244L175 246L178 248H175V246ZM48 246H49V244H48ZM54 246H55V244L52 243V250L48 253H45L46 256H44L45 255L44 254L43 255L44 258L42 260H39V261L35 260V261L36 262L38 261L39 262L38 264H54L55 260H56L55 259ZM59 246H62V245H59ZM112 247L113 248L117 247L118 250L114 251V249ZM43 249H45V248H43ZM177 249H179V252H180L179 254L182 253L181 255L178 254V251H176ZM200 250H199V252H200ZM66 252L68 255L65 254ZM150 253L151 254L156 253V254L152 256ZM158 253H159V251H158ZM192 253H193V251H192ZM199 254H201V252ZM203 254H204V252H203ZM0 255H2V256H0V258L1 257L3 258L4 256L9 257V258H7V260L10 259V261L12 260L11 258L13 257L14 262L18 261L19 264H23V262H25V264H26V262H28V261H24V258L21 259L22 256H19L18 254H17L18 256L15 254L13 255V254L7 252L5 249L0 250ZM65 256L62 257L63 260L65 259ZM154 256H156V257L154 258ZM158 256H160V254ZM16 258L17 259L19 258L21 261L23 260V262H21L20 260H17ZM71 258L72 257H70V259ZM165 260H167V259L165 258ZM180 260H182V259H180ZM66 261H68V260H66ZM66 261L64 260L63 262H65V263H63V264H67L68 262L66 263ZM11 262H13V261H11ZM170 262H172V261L170 260L169 263ZM175 262H178V261L176 260ZM184 262H186V261L185 260L180 261V263H182V264ZM166 263L167 262H165V264ZM172 263L174 264V260ZM59 264H60V262H59ZM156 264H158V263H156ZM162 264H163V262H162Z\"/></svg>", "mask_w": 264, "mask_h": 264}, {"label": "rangeland", "instance_id": "2", "mask_svg": "<svg viewBox=\"0 0 264 264\" xmlns=\"http://www.w3.org/2000/svg\"><path fill=\"white\" fill-rule=\"evenodd\" d=\"M91 2V1H90ZM86 4V6H87V4H89V0H81L80 1V3H79V5L80 6H83V5H85ZM91 4H92V2H91ZM90 6H92V5H90ZM93 6H94V4H93ZM126 6H127V8H128V6H129V4L127 5L126 4ZM155 6H157L156 8H158L159 6L158 5H155ZM105 15L103 16L104 17V21H106L105 19H106V17H110V18H112L113 16H114V19L112 18V19H110L109 21H111V20H116L117 21V19H115V18H117L113 13H111L110 12V10H105ZM109 12V14H107ZM113 15V16H112ZM106 16V17H105ZM112 16V17H111ZM72 17H74V16H72ZM83 17V16H82ZM81 16H80V18H82ZM84 17H87L86 19L87 20H89V21H91V22H86L87 20H85L84 21V18H83V23L85 24V22H86V24H88L89 23V25L92 23V25H90L91 27L92 26H95L96 28H94V30H95V32L98 30V32H94V33H92L90 36L91 37H89L88 35H86V34H89L88 32H90L91 30H93V28H91V27H89V25H87L86 26V24L85 25H82L81 24V26L79 27V25H78V28H80V29H77V30H79V33H80V30L81 29H90L91 28V30H89L88 29V32L85 34V36H83V37H85V38H87V36H88V38L91 40V38H92V40L94 41V40H96V42H93V41H89V46L87 45L88 43H87V40H89L88 38H87V40L86 39H84L83 37V39L81 38V39H79L78 38V35H77V43L78 42H82V41H84V44H86V49L87 48H90V51H96V53H94V57H91V59L90 58H88V59H90V60H88V59H86V62L83 60L84 59V57H82L83 59H82V61L79 59V57L81 58V56H84V55H88V57L89 56H91V55H89V52L86 50V51H84V52H86V54H84L83 53V51H79V52H77V50H79L78 48H76V50H70V48L72 47V46H74L75 45V41H74V45H73V42H71V41H69V50H68V54H69V56L71 57V55H70V52H73V55L72 56H79V54L81 55V56H79L78 57V63H77V59H74V60H76V62H74V61H72L73 63H72V65L74 64L75 66H73L72 67V72H70V71H67L66 69H65V67H64V64L62 63V61H61V58L59 57V55L58 54H56L57 53V51H56V47H54L53 45H52V42H51V34H50V32H46V31H44V34H45V36L46 35H49V36H46L45 38H46V40H45V38H44V40L46 41V43H45V41L43 40V38L41 37L42 35L44 36V34L42 33H39V35L41 34V36H39V37H37V39L36 40H39L38 42L40 43V42H43L45 45H44V47L46 46L47 48H44L43 47V43H41V45H42V47H41V45L39 44V43H37V41H34L32 38V40L33 41H31V42H33V43H31L30 42V40L29 41H26L27 42V47L26 46H24V47H26V49H24L25 51L26 50H28V48H29V46H30V43L31 44H33V45H31V47L33 48V50H35L34 51V53L36 52V51H38V52H36L37 54H39L40 55V57L41 58H38L37 59V56H33V54H32V56H29V54H31V53H29V52H27V53H24L22 50H18V47H16V45L19 43V40L21 39H23V38H27V37H32V35H34L35 33H36V30L35 29H37V30H39L38 28H36L35 26V24H33V23H28V25H30L31 24V26L33 27H31L32 29H34L35 30V32H34V30H32V33H30V35H25V34H27L26 33V29L28 28H30V26L29 27H26V28H24L27 24H25V26L23 27V35L24 36H22V30H21V35L19 34L20 32H19V29L17 30L19 33H18V35H20V36H17L16 34V36L17 37H15L16 39H14V41H16V40H18L17 38H20L18 41H17V44H14L15 46L14 47H12L11 46V44H10V46L12 47H9V49H11V50H16V49H14V48H17V51H19V52H17V53H19V54H16V53H13L12 54V58L13 57H15L14 55H16L17 56V58H19V59H17L16 60V58L14 59H9L8 58V61L6 60V59H3V60H1L2 61V63L3 62H6L7 61V63H6V65H8V66H6V67H8V68H10V69H6V71L7 72H5V74L7 75V78H8V80H5L6 81V83L7 82H10L9 80L12 78V75H14V77L16 76V74L15 73H17V79L16 78H14L15 79V81H12V82H10L11 83V85H10V83L8 84V85H10V86H8V88H9V91H10V89H11V91H13L14 92V89H12L13 87H15L16 85H17V89L19 90V92L22 90V89H24V86H26V91H28L29 89V86H31L30 87V91L28 92V94L29 95H26V96H28L29 97V100H28V102H30V103H28L25 99H22V97L21 96H19V95H21L20 93H19V97H21L20 99L17 97V94H15V96H16V98H15V96L12 98L11 96V99L12 100H14V101H11L10 99V101L13 103H19L20 102V104H18V105H13L10 101V107H11V104H12V107L11 108H13L12 110H11V108L8 106V108L10 109V111H8L9 109L7 108V106H6V108L8 109H5V110H7V111H4V113H2V111H0V116L3 118V120H4V116L6 115V113L8 114V116L6 117L5 116V120H8V121H10L9 122V124L7 123V127H6V129H4V134L6 133L5 131L7 130V134L8 133H11V136H12V138H14V132H16L15 133V135L16 134H18V133H25L26 132V128L27 129H30V131H31V129H34L35 127L34 126H36V125H34V124H37V125H39L40 123H41V128H40V126H37L38 127V129H39V132H40V134H42L41 135V137H43V136H45V135H43V133H44V131H46V133H44V134H49V135H46L45 137H47L48 139H45L44 137L43 138H41L39 135V137L37 136V137H34L35 139L37 138H40L41 140H43V143L44 144H47V145H45L44 146V144H41L40 146L38 145L39 144V142L40 143H42V141H40V139H39V142H37L38 140L36 139V142L38 143V144H36L35 143V139H34V141L32 142V143H34V149L35 148H37L38 146V150H40V151H37V149H35V152H34V149L31 147L33 144H30L31 143V141L30 140H33V139H31L32 137H33V134H31L32 136H31V138H30V140L27 138V139H25L28 135L30 136V134L29 133H31V132H29L28 130V132L29 133H25V134H23L24 136L26 135V137L25 138H21L22 136L21 135H17V136H15V138H17L18 136H19V138L20 139H18V141H17V139L16 140H14V143L16 144V143H20V145H18V144H16V145H18L19 146V148H23V146H26L28 143H29V145H31L30 147L28 146L27 148H30V150L32 151V152H29L30 150L29 149H27L26 147L25 148H23V149H21V151L23 152V155L24 154H26V155H24L23 156V160H22V164L19 166V167H16V168H14L13 170H14V174L12 173V175L11 174H4V173H2V175H0V250H6L7 252H9V253H11V254H15V255H19V256H22V258L21 259H23L24 258V261H28V262H26V264H38L39 262V260H42L43 258H44V256H46V254L45 253H48V252H50L51 250H52V243L53 244H55V246H54V251H55V263L54 264H59V262H60V264L62 263H65V262H63L64 260L66 261V260H68V261H66V263L67 264H74L73 263V258H74V256L73 255H71V253H69V255L67 254V252L65 253L66 255H68L67 257L69 258H67L65 255H64V252H65V250H64V248H63V242L64 241H66V240H68L69 241V238H67V237H69V235L71 236H73L74 235V230L75 229H78V228H80V230H82V229H84V226H86V225H88V223H94V224H91V225H94L95 226V224L96 225H98L99 224V222L98 221H100V220H102L103 219V217H105V216H102L101 214H103L102 213V211H101V209H100V206L98 207L100 210V212H101V214L98 212V208H97V210L95 209V212L93 211V213H96V211L99 213H97L96 214V216L98 217V219L96 220V216H95V218L94 217H92V215H91V212H92V209L95 207L94 205L95 204H93V208L91 209V208H89L90 207V205L92 204V203H94L95 201V196H97V195H95L93 198H94V202H92L91 200L92 199H90L91 198V195H92V193H91V195H90V198H88V196H86L88 199H85L84 201L87 203L88 201H91L90 203L91 204H89V211H90V213H89V211L87 212V211H85V209H83L84 207V204H85V206L86 205H88V204H86V203H83L84 201H83V199L84 198H86L85 197V194H87V192L86 191H84L85 193L84 194H82L81 195V193H83V191H81L82 189L81 188H85L86 187V184L87 183H83V181H84V179H87L86 177H85V175H87L86 173H83L82 172V174H80L81 172H80V170L81 171H83V169H87V163L85 162V160H82V158H81V160L82 161H80V156H77V154H81L80 152H82L83 150H82V148H87L85 151H86V153H89L88 155L86 154V157H84V155L83 154H81V155H83V156H81V157H84V158H86V161L88 160V156H90L89 158H91V159H93V160H95L96 161V164H95V161H93L94 162V169H95V171H94V169L93 168H91L92 166H93V164H92V162H91V164H92V166L90 167L89 165V162H88V166L90 167V169L92 170L91 172H90V170H89V174L91 173V176H92V178L91 179H93V180H95V181H98L99 179V181L100 182H102L103 183V177H104V175H106V174H103V172H104V170L106 169L105 167H100V166H102V165H106V163L107 162H104L105 160L107 161L108 160V163L110 162V165L111 166H109V164L107 163V165H108V167H110L109 169H106V173H107V171H109V170H112L111 168H115L117 165H118V163L121 165L120 167H122V168H120V170L121 171H123L125 168L124 167H126V170L127 169H130V167H127V166H129V162L128 161H126V158H125V155L126 154H128V152L127 153H125V151L126 150H128V148L130 149V150H132V151H134L135 152V154H139V156H141V157H143L144 158V151L146 150V149H148L149 147H151L152 149L154 148V151H155V149H156V151L154 152L151 148L149 149V150H152V152H153V155H155V154H158L159 152L158 151H160V142H161V140H160V138L158 139V133H160L161 131H162V129L160 128L159 129V127L161 126H163L164 124L162 123V119H163V117H162V115L160 114V113H162L161 112V109H163V107L165 106H162L163 105V103H162V101H164L165 99H166V96H165V94H164V96H163V94H160L158 97H160L161 98V96H163V98H164V100H163V98H161L162 99V101H161V104L162 105H160V104H158V106L160 105V108L158 107V106H156V104H154V103H152V102H150L149 100H148V98H147V101H149V102H146V101H140V102H142V104L143 103H148V105L151 107V105L150 104H154V108L152 107V111H153V109L155 110V113L156 114H158V115H156V116H161V119L159 118V117H157L156 118V116L154 117V118H156L155 120H157L158 119V122H160L161 124H159V127L157 126V128L156 127H154L153 128V126L154 125H156V121L154 120V123L151 121V125H152V123L154 124V125H152V128H153V130H151L150 129V127L149 128H147L148 130H150V131H148L147 129V132L149 133V135L148 134H146L147 132H145V131H143V129L145 128V126L143 125V124H145V121L147 120V119H150L149 117L151 116V114H152V116L154 115V113L151 111V110H149V108L150 107H148V108H146V109H144L142 106V104H140V103H138L137 105H139V107H141V108H139L138 106H136V103H135V106L137 107V110H135L136 111V114H137V116L135 115V112H134V109H136V107L135 106H132L133 104L132 103H130L131 101H129L131 98H129V99H127V98H125V97H127L126 96V94H129L130 92H132L133 90H134V88H138L137 87V85H139V89H135L136 91H134V92H132V93H135V92H137V95L138 96H140L141 98H139L138 96H137V101H139L140 99H142V100H145L146 99V97H143V96H145V95H147V97H150V99H151V97H152V99L151 100H153V97L155 96V97H157V95L159 94H156V92H158V90H160V88L161 89H163L162 87H160L161 85L163 86L164 85V83H163V81L161 80V82L159 81L160 80V78L158 77V73L156 72V69H155V61H154V56H153V52L151 51V50H148V48H150L149 46H148V43H147V39H146V37L148 36H146V34L148 33L149 34V32H150V29L148 30L149 32H147L146 34H144L142 31H140V33H137L138 32V29H139V27H138V25H137V23L136 22H133V21H131L132 23H130V24H134L135 23V25H137V28H136V30L137 31H135L134 32V30H135V28H133L135 25H131V26H133V27H131L130 26V24H129V22L130 21H127V20H123L122 18L120 19V17H119V19H118V21L117 22H119V24L118 25H116L115 24V26H118V27H120V26H122V28L124 29V27H123V25H124V23H125V26L127 27V25H126V23L128 24V26H130V27H128L130 30H132L131 28H133L134 30H132L134 33H136V34H138V36L140 37H137L136 35V37L138 38V39H136L133 35H134V33L132 34V32H129V34H127L128 33V31L126 32L125 30H122V32H121V30H120V33H119V31H118V27H116L115 28V26H114V22H113V24L112 23H105V25H103L102 24V28H100V27H98L96 24H94V21L91 19H89L90 17H88V16H84ZM75 19V17L73 18V20ZM67 20V19H66ZM65 20V21H66ZM81 20V19H80ZM76 21H78L77 20V18H76ZM75 21V22H76ZM109 21H106V22H109ZM74 22V21H73ZM79 23V22H78ZM81 23V22H80ZM71 24V23H70ZM76 24V23H75ZM140 24V23H139ZM145 24V23H144ZM109 25V26H108ZM143 25V24H142ZM18 26H20V25H18ZM23 25H21V27H22ZM73 26V25H72ZM76 26V25H75ZM74 26V27H75ZM146 26V28H144V31H146L145 29H148L149 28V26L147 27V24L145 25ZM125 27V29H127ZM136 27V26H135ZM16 28H18V27H16ZM121 28V27H120ZM119 28V29H120ZM143 28V27H142ZM25 29V30H24ZM28 29H27V31H28ZM74 29V28H73ZM85 29V30H86ZM84 30V31H85ZM142 30V29H141ZM31 31V30H30ZM123 31H125L126 33H124ZM14 32L15 31H13V33L11 34V36H10V38H9V40L11 41V40H13V35H14ZM34 32V33H33ZM69 32V31H68ZM67 32V35L69 34ZM76 32H78V31H76ZM76 32H75V30H74V34H76ZM83 32V31H82ZM17 33V32H16ZM122 33V34H121ZM130 33L132 34V36H133V38L134 39H136V41L138 40L139 41V43H141V45L143 44L142 43V41L144 40V38L146 39L145 41H144V44L145 45H147V46H144V47H147V48H145V50L144 51H140L142 48H144L143 46H141L140 44H138V45H136L135 43V40L134 41H132V43H130L131 45L129 46V47H133V45L135 44L136 46H137V48H138V46L140 45L141 46V48H138V49H140V50H137L136 51V48H135V50L133 51V50H131V48H130V52H132L133 51V54L136 52V56L135 55H133L132 56V54H131V56H132V58L134 57L135 59H137V57L140 55L141 57H142V55L144 56V60L145 59H147V60H143L144 62L142 63V60H138L137 59V61L134 59V60H132V58H131V62L134 64V61H136L137 63H135V64H137V65H135V66H133V64H132V66H131V63H130V65H129V59H130V52H128V53H126L125 51V53H126V57L127 56H129L128 57V61L129 62H127V65H126V62H124L125 64H123V60L124 61H127V59H126V57L124 58V54L123 53H121V49H119V48H117V49H119V50H116V49H113V46H114V48L117 46H119L120 44V48H121V46H122V43L124 42V40L127 38V35H130ZM142 33V35L140 36L139 34H141ZM84 33H82V34H79V35H83ZM103 34H106L105 35V39L107 40L106 41V43H108V45H109V47L110 48H108V46H105V40H104V37H103ZM120 34V35H119ZM125 34H127L126 35V38L125 39H123L124 38V36H125ZM93 36H95L94 38H96L97 37V39H99V41H97V39H94L93 38ZM107 36V37H106ZM131 36V35H130ZM11 37H13V38H11ZM35 37V36H34ZM48 37H49V39H48ZM80 37V36H79ZM25 38V39H26ZM42 38V40L43 41H40V39ZM76 38V36H72V35H68V39L69 40H74ZM48 39V40H47ZM79 39V40H78ZM123 39V42L121 41ZM143 39V40H142ZM20 40V41H21ZM80 40H82V41H80ZM140 40H142L141 42H140ZM10 41H9V43H10ZM13 41V42H14ZM110 41H111V43H110ZM122 42V43H120L119 45H118V42ZM126 41V40H125ZM127 41L128 42H130L131 41V39H130V37H129V40H128V38H127ZM127 41H126V43H127ZM138 41H137V43H138ZM23 42H25V40L23 39V41L22 42H20V43H23ZM98 42H102V44H104L103 46L104 47H107L108 49H109V51H107V52H109V53H106L105 55L103 54L105 51H104V49L102 48L101 50H97V49H100L102 46H101V44L100 45H98V46H100V47H98L97 48V44H98ZM113 42H116V44H114L113 45ZM12 43V42H11ZM15 43V42H14ZM35 43V44H34ZM95 43H97L96 44V46H93V45H95ZM125 43V42H124ZM123 43V44H124ZM40 46H39V45ZM72 44V46L70 47V45ZM82 44V43H81ZM81 44H78V45H80L81 46ZM84 44H82L83 46H84ZM143 44V45H144ZM13 45V44H12ZM19 45V44H18ZM17 45V46H18ZM23 45V44H22ZM25 45V44H24ZM48 45H49V47L51 48L50 50H48L49 48H48ZM127 45H129V43L127 44ZM36 48H35V47ZM39 46V47H38ZM82 46V48L80 49V50H84L85 49V46L83 47ZM125 46H126V44H125ZM135 46V47H136ZM139 46V47H140ZM19 47H21V44L19 45ZM23 47V48H24ZM29 48V49H32V48ZM37 47H38V49H37ZM75 47H78V46H74V48ZM95 47V48H94ZM124 47V45L122 46V48ZM74 48H72V49H74ZM125 48V47H124ZM123 48V49H124ZM92 49V50H91ZM107 49V50H108ZM123 49H122V51H123ZM133 49V48H132ZM10 50V51H11ZM48 50V51H47ZM103 50V51H102ZM111 50H116L117 52L118 51H120V53L123 55V57H122V59L123 60H121L122 62H118L117 60L115 61V57H112V55H114V54H112V51ZM127 50H129L128 49V46H127ZM143 50V49H142ZM32 51V50H31ZM56 51V52H55ZM70 51V52H69ZM76 51V52H75ZM103 52L102 54L104 55L103 56V58L106 56V60L108 61V63L110 64V65H108L107 66V62H106V60H105V58H104V60H105V62L103 61V58L101 57L102 56V54L101 55H99V52ZM110 51H111V53H110ZM115 51V52H116ZM14 52V51H13ZM21 52H23V53H21ZM33 52V51H32ZM53 52V53H52ZM114 52V53H115ZM35 53V54H36ZM46 53V54H45ZM91 53H93V52H91ZM90 53V54H91ZM21 54H24L23 56L21 55ZM45 54V55H44ZM55 54H56V56H55ZM72 54V53H71ZM83 54V55H82ZM110 56H109V55ZM128 54V55H127ZM18 55H19V57H18ZM50 55V56H49ZM93 55V54H92ZM28 56H29V58H28ZM46 56V57H45ZM115 56V55H114ZM117 56V55H116ZM31 57V58H30ZM36 57V58H35ZM39 57V56H38ZM108 57H109V59H108ZM118 57V56H117ZM28 58V59H27ZM52 58V59H51ZM57 59V60H59V62H58V65H60V66H58L57 64H53V65H48L47 66V62H46V64L45 65H42V64H44L45 63V61H49L50 59L52 60V61H54V59ZM111 58V59H110ZM119 58H120V55H119ZM49 59V60H48ZM56 59H55V61H56ZM99 59V60H98ZM101 59V60H100ZM126 59V60H125ZM139 59H140V57H139ZM142 59H143V57H142ZM12 60H13V62H12ZM24 60H28L29 62H32L33 63V66H34V68H35V66L37 65L38 66V71L37 72H35V73H37V76H38V74H40L41 76H42V78H43V80H44V77H45V79H46V77L48 78V72L49 73H51V72H53V71H57L58 70V74L62 77V79L64 78L65 79V77L67 76V77H69V79L72 81V82H68L69 84H67L65 81H64V84H66V86L67 85H70L71 83V87L70 86H68V87H70V89L72 90V92H73V94H70V97H72L73 99L72 100H70V103L72 104V105H76L75 107H77L78 105H80L82 102V100H84L85 102L87 101L86 99H88V95H89V98L91 97V95H90V91L91 90H93V91H91L92 93L91 94H93V96H92V99H94V100H92L91 98H90V100H91V102H94V103H92L91 104V102L89 101V99H88V101H87V103H85L84 101V104H86L87 106H85V105H80V106H78L77 108H75L74 106H72L71 107V109L69 108L70 106H68V104H67V106L64 104L65 103V101H64V103H63V105H62V103H61V101H58V103L60 102L61 104H60V106H58V107H53L52 109V112H50L51 111V108H50V111L48 110L49 108H48V106H47V102L49 103V99H55V97H57V95L61 92H59L58 93V91H56V89L54 90V88H55V86H54V84H53V87L51 88V87H49L47 84H43V83H46V82H43V80H39L38 81V79L39 78H36L37 76L35 75V77H32V75H30V74H32V72H31V69L32 68H30V67H32V64L31 63H28V61H27V65L28 64H31L30 66L28 65V67L26 66V68H28V70L27 71H30V73H27V74H29L30 75V77L28 76V78L26 77V74H24V73H26V72H24V73H22V75L20 74V70H18V68H16V69H14V66L15 67H20L22 64H20L21 63V61H23L24 62ZM31 60V61H30ZM51 60L49 61V62H51ZM110 60H112V61H110ZM92 63H91V62ZM115 61V62H114ZM138 61H141L140 63H142V65L138 62ZM16 62H17V64H16ZM41 62V63H40ZM43 62V63H42ZM49 62H48V64H49ZM90 64H88V63ZM103 64V66H105L104 64H106V66H105V68L103 67H101L100 66V64ZM104 62V63H103ZM2 63H0V66L2 65ZM37 63V64H36ZM52 63V62H51ZM76 63H77V67H76ZM119 63V64H118ZM145 63V64H144ZM25 64H26V62H25ZM79 64H80V66H79ZM81 64H82V67H81ZM118 64V65H117ZM147 64V65H146ZM84 65V66H83ZM87 65V66H86ZM23 66H25V65H23ZM22 66V67H23ZM85 66H86V70H84L85 69ZM115 66H116V68H115ZM121 66V67H120ZM136 66L137 67H141V68H137V70H136ZM149 66V67H148ZM153 66V67H152ZM3 68L5 67V64H4V66H2ZM41 67H43V68H46V70L45 71H43V68H42V70L40 71L39 70V68H41ZM79 67V68H78ZM94 67H95V69H94ZM100 68V69H98V68ZM108 67H110V72H111V74L109 75V71H108ZM117 67H118V69H117ZM135 68V72L137 73V71H139L137 74H138V76H137V74L136 73H134V70L132 71L130 68ZM151 67V68H150ZM1 68V67H0ZM24 68V67H23ZM26 68H24L25 70H26ZM64 68V69H63ZM82 68V69H81ZM107 68V69H106ZM115 68V69H114ZM133 68V69H134ZM147 68H149V69H147ZM22 69V68H21ZM30 69V70H29ZM73 69L75 70V71H77V72H74L73 71ZM97 69V70H96ZM103 69V70H102ZM120 69V70H119ZM127 71H126V70ZM8 70H11V72H10V75L9 74H7L8 73ZM80 70V71H79ZM84 70V71H83ZM91 70V74L89 75V74H87V71L89 72ZM115 70V71H114ZM149 70V71H148ZM5 71V70H4ZM23 71V70H22ZM21 71V72H22ZM34 71H35V69H34ZM33 71V72H34ZM40 71V72H39ZM107 71V72H106ZM120 73H118V72ZM125 71V72H124ZM1 72H2V70H1ZM0 72V73H1ZM15 72V73H14ZM60 72V73H59ZM82 72H86V74L84 73H82ZM134 74H133V73ZM4 73V72H3ZM2 73V74H3ZM54 73V72H53ZM65 73V74H64ZM75 73H77L76 75H75ZM113 73H115V74H117V75H115L114 76V78H113ZM123 73V74H122ZM18 74H20V75H18ZM25 76H24V75ZM44 74V75H43ZM45 74H47V76L45 75ZM67 74V75H66ZM82 74H83V76H82ZM142 74V76H140ZM4 75V74H3ZM6 75H4V76H2L3 78L6 76ZM50 75V74H49ZM65 75V76H64ZM70 75V76H69ZM73 75V76H72ZM88 75L90 76V78H93V79H91L90 80V78L88 77ZM111 77L110 79L108 78L109 76ZM132 75V76H131ZM135 75V76H134ZM154 75H157V76H154ZM25 77V78H27V80L25 79V81L23 82V80H24V78H22V77ZM50 76H52V73H51V75ZM49 76V77H50ZM118 76V77H117ZM130 76V77H129ZM134 76V77H133ZM144 76V77H143ZM146 76H147V78H150L151 76H152V78H150L151 79V81H153V79L154 78H156V77H158L159 78V80H157L158 82H160V88L158 87L157 89V91L155 90V93H152L151 94V92L149 93V91H151V89L149 90L147 87L149 86V81H147V82H145V80H149V79H146ZM39 77V76H38ZM54 77V76H53ZM66 77V79H67V81H70V80H68V78ZM72 77L74 78V79H72ZM76 77H77V79H76ZM83 77V78H82ZM116 77V78H115ZM128 77L129 78H131V79H128ZM140 77V78H139ZM154 77V78H153ZM55 78V77H54ZM59 78V77H58ZM81 78V79H80ZM107 78H108V80H110V81H114L113 83L112 82H110V84L108 83L109 81L107 80ZM124 78V79H123ZM129 80H127V79ZM143 78V79H142ZM6 79V78H5ZM21 79H23L22 80V84H19V81L21 80ZM33 79H37V81L40 83V84H35L36 83V81L34 82L33 81ZM50 79H53V78H50ZM80 79V80H79ZM86 79H88V81L90 82V83H88V87H87V84L85 83V82H83V80L84 81H86ZM120 79V80H119ZM134 79H135V81H134ZM137 79V80H136ZM140 79H142V80H140ZM17 80V81H16ZM79 80V81H78ZM116 80H118L117 81V83H116ZM124 80H125V82H126V84H125V82H124ZM130 80H131V82H130ZM139 80V81H138ZM144 80V81H143ZM156 80V79H155ZM1 81H2V79H0V85L1 84H3V83H1ZM53 81H55V80H53ZM56 81H57V79H56ZM55 81V82H56ZM94 81V82H93ZM121 81V82H120ZM123 81V82H122ZM134 81V83H132ZM137 81V82H136ZM141 81V82H140ZM60 82H62V80L60 81ZM80 82V83H79ZM128 82H129V84H128ZM154 82H156V81H154ZM153 82V83H154ZM29 83H30V85H29ZM51 83V82H50ZM83 84V90H85L84 89V85L86 84V87H87V89H86V91H84L83 92V90H81L80 89V87H77V86H80V84ZM94 83V84H93ZM99 83V84H98ZM124 83V84H123ZM132 83V84H131ZM137 83V84H136ZM138 83H140V84H138ZM148 85H147V84ZM153 83H152V85H153ZM167 83H169V82H167ZM33 84L35 85V86H33ZM42 84V85H41ZM52 84V83H51ZM56 84V83H55ZM60 84V83H59ZM59 84H56L57 86L59 85ZM77 84V85H76ZM92 84V85H91ZM100 84H101V87H103V89L105 90V88L104 87H106V91H104L103 90V93H102V91H100V90H102V89H100L101 87H100ZM108 84L109 85H111V86H109L108 87ZM113 84H114V86H113ZM121 86H120V85ZM133 84H135L134 85V88H133ZM143 84V85H142ZM45 85H47V87H49V88H47V89H52L53 90V92H52V90H50L51 91V93H50V91H48V90H46V86ZM50 85V84H49ZM62 85H63V83H62ZM62 85H60V86H62ZM97 85H99V86H97ZM116 85V86H115ZM126 85H128V86H126ZM145 85V86H144ZM147 85V86H146ZM150 85H151V83H150ZM155 85V88L154 89H156V84H154ZM153 85V86H154ZM170 86H171V83L169 84ZM4 86H6V84L4 85ZM4 86H0V87H4ZM11 86H12V88H11ZM41 86V87H40ZM43 86H44V88H43ZM56 86V88H58ZM65 86V85H64ZM63 86V87H64ZM73 86H74V89H73ZM91 86V87H90ZM92 86H93V88H97V90H99V91H97V90H95V89H93L92 88ZM96 86V87H95ZM136 86V87H135ZM144 86V87H143ZM165 86H166V83H165ZM165 86H163V87H165ZM33 87H36V88H38L37 90H36V88H34L33 89ZM39 87H40V89H39ZM63 87H61V88H63ZM85 87V88H86ZM118 87V88H117ZM122 89H120V88ZM131 87H132V90L130 91V92H127V91H129L130 89H131ZM140 87H142V88H140ZM150 88H152L151 86H149ZM167 88L169 87V86H166ZM165 87V88H166ZM2 88H1V90H2ZM4 88H7V86L6 87H4ZM7 88V89H8ZM22 88V89H21ZM45 90V91H42L43 89ZM67 88V87H66ZM65 88V89H66ZM76 88H77V91H76ZM109 88V89H108ZM124 88L126 89V90H124ZM127 88H128V90H127ZM130 88V89H129ZM145 88H146V90H145ZM171 87H169V89H170ZM16 89V87H15V91L17 90ZM28 89V90H27ZM60 88H58L57 90H59ZM142 89L144 90V91H142ZM153 89V88H152ZM168 89V90H169ZM4 90V89H3ZM17 90V91H18ZM41 92H40V91ZM62 90V89H61ZM71 90H70V92H71ZM76 91V95L77 94H80L81 96H79V97H77V96H75V93H74V91ZM108 90H110L109 92H108ZM117 91V90H121V92H115V91ZM141 90V91H140ZM147 90H148V93L149 94H146V92H147ZM164 91H166V89H163ZM163 90H161L160 91V93H162L163 92ZM8 91V90H7ZM39 91V92H38ZM69 91V88H68V90H67V92ZM94 91H95V95H96V97H95V95H94ZM114 92V94L112 93V92ZM123 91V92H122ZM153 91V90H152ZM3 92V91H2ZM24 92H25V89H24ZM43 92V93H42ZM49 92V93H48ZM63 92H66V91H64L63 90ZM63 92H61V93H63ZM125 92H127V93H125ZM142 92H145V94L144 95H140V93L142 94ZM1 93V92H0ZM6 93H8V92H6ZM10 94H11V92H9ZM23 93V92H22ZM27 92H25V94H26ZM40 93H41V95H40ZM56 93V94H55ZM69 93V92H68ZM67 93V94H68ZM99 93V94H98ZM101 93V94H100ZM106 93H108V94H106ZM111 93V94H110ZM120 93V94H119ZM10 94H8L7 95V98H8V96L10 95ZM13 94V93H12ZM24 94V93H23ZM22 94V95H23ZM25 94H24V98H25ZM46 94V95H45ZM47 94H48V96H47ZM51 94H52V96H51ZM88 94V95H87ZM119 94V95H118ZM151 94V95H150ZM6 94H0V104H3L4 102H2L3 100H1V97H4ZM14 95V94H13ZM34 95H35V98H34V100L32 99L33 97H34ZM50 95V96H49ZM53 95H55V96H53ZM72 95H74V96H72ZM86 95V96H85ZM105 95H107V96H109V97H107V96H105ZM112 95V96H111ZM117 95V96H116ZM123 95V96H122ZM154 95V96H153ZM60 96V95H59ZM63 96V95H62ZM60 97V98H63V97ZM83 96V97H82ZM85 96V97H84ZM113 96H114V98H113ZM132 96V95H131ZM6 97V96H5ZM5 97H4V100H5V102H6V99H5ZM27 97V98H28ZM46 97H48V100H46L47 98ZM67 97V96H66ZM68 97H69V95H68ZM87 97V98H86ZM95 97V98H94ZM116 97V98H115ZM121 97V98H120ZM130 97V96H129ZM134 96H132V98H133ZM15 98V99H14ZM43 98H45L44 100H43ZM111 98V99H110ZM143 98H145V99H143ZM3 99V98H2ZM22 99V100H21ZM57 99H58V97H57ZM70 99V98H69ZM114 99V100H113ZM119 99V100H118ZM120 99H121V101H120ZM125 99V101H122V100H124ZM156 100H159V98H155ZM160 99V100H161ZM32 100V101H31ZM59 100H61V99H59ZM63 100V99H62ZM81 100V101H80ZM110 100H112V101H110ZM160 100H159V103H160ZM21 101H23L22 103H21ZM40 101V102H39ZM51 101V100H50ZM53 101V100H52ZM54 101H56V100H54ZM117 101H120V102H122V104H120L119 103V106L117 105ZM154 101V100H153ZM166 101V100H165ZM31 102H33V104L31 103ZM35 102H37V103H35ZM43 102V103H42ZM68 102V101H67ZM74 102V103H73ZM77 102H78V105H77ZM79 102H80V104H79ZM156 103H158L157 101H155ZM8 102H6V104H7ZM24 103V104H23ZM44 103H46V105L44 104ZM88 103L89 104H91V105H88ZM111 103H113V104H111ZM115 103V104H114ZM126 103V104H125ZM22 104V106L20 107V105ZM25 104H28L27 106H29L28 108H27V106H25ZM33 105V107H32V105ZM54 104H55V102H54ZM54 104H51V102L49 103V107H52L51 105H53V106H55ZM130 104V105H129ZM37 105V106H36ZM56 105H57V102H56ZM59 105V104H58ZM113 105L115 106H117V108L115 107V108H113ZM126 105V106H125ZM140 105H142V106H140ZM147 105V104H146ZM146 105H144L145 107H146ZM147 105V106H148ZM17 106H19L20 108H17ZM39 106H40V108H39ZM127 106H128V108H127ZM4 107H5V104H4ZM38 107V108H37ZM44 108V110H43V108ZM60 107V108H59ZM73 107H74V110H73ZM79 107H81V108H79ZM87 107V108H86ZM157 108V111H159L160 110V113H157V111H156V108ZM162 107V108H161ZM25 108H27L28 109V111H26V109L24 110ZM29 108L30 109H32V112L31 111H29ZM42 108V109H41ZM47 108V109H46ZM89 108V109H88ZM92 108V109H91ZM139 108V109H138ZM33 109H34V111H35V114H34V111H33ZM39 109V110H38ZM41 109V110H40ZM56 109V110H55ZM81 110L80 112H84L85 114H83V113H80V112H78L77 110ZM83 109H85V111L87 110L88 111V113L87 112H85ZM117 109V110H116ZM133 110V116H131L132 115V113H131V111L130 110ZM140 109H142V110H140ZM144 109V110H143ZM159 109V110H158ZM46 110H48L47 112H48V115H47V112H45ZM76 110V111H75ZM119 110V111H118ZM123 110V111H122ZM139 110V111H138ZM146 110V111H145ZM16 111H18V113L16 112ZM22 111V112H21ZM53 111H54V113L56 112V113H58V111H59V113L61 114V120H62V118H64L65 119V117H64V115H67V118H69L70 119V117H68L71 113H72V115H70V116H72V119H74V121L72 120V122H73V124H72V126L75 128L76 127V129H74L73 127H69V126H64V128L63 129H65V130H67L66 132V134H65V132L60 136V138L59 139H54V140H51V139H53L54 137H55V134H51V133H53V132H50L51 130H53L54 131V133H56V131H57V134L58 133H60V132H58L60 129H59V127H57V126H55V125H53V124H50V128H52L49 132L47 131V130H45V129H47V127H45V124H46V126H48V128H49V124L47 125V119H45L46 117L49 119V123H52V119H53V116H52V113H53ZM70 111V112H69ZM93 111V112H92ZM118 111V112H117ZM120 111H122V113L120 112ZM129 111V112H128ZM138 111V112H137ZM142 111V112H141ZM19 114L18 115V117L19 116H23L24 115V117H26L25 116V114L26 113H28L27 114V118H25V120H24V122L26 121V123H22V122H20L21 120V117H17V114ZM25 113V114H22V113ZM39 112V113H38ZM44 112H45V114L46 115H44L43 117L42 116H40L41 114L43 115L44 114ZM75 112V113H74ZM77 112V113H76ZM120 112V113H119ZM144 112V113H143ZM151 112V113H150ZM9 113H11V116H10V114ZM37 113V114H36ZM50 113V114H49ZM55 113V114H56ZM58 113V114H59ZM94 113V114H93ZM5 114V115H4ZM13 114H15V115H13ZM58 114H56V115H58ZM81 114V115H80ZM86 114H88V115H86ZM90 114H92V115H90ZM121 114V115H120ZM147 114V115H146ZM160 114V115H159ZM31 116V118L29 117V116ZM63 115V116H62ZM79 115L81 116V117H79ZM142 115V116H141ZM146 115V117H144ZM150 115V116H149ZM10 116V117H9ZM49 116V117H48ZM59 116V115H58ZM77 116V117H76ZM89 116V117H88ZM93 116V117H92ZM120 116V117H119ZM151 116V117H152ZM37 117V118H36ZM54 117H56V116H54ZM76 117V118H75ZM84 117H86V118H84ZM88 117V118H87ZM134 117H136V118H134ZM2 118H0V119H2ZM11 118H12V120H11ZM15 118H16V121H15ZM52 118V119H51ZM57 118V117H56ZM66 118V119H67ZM79 118H81V119H83V120H81V119H79ZM130 118H131V120H130ZM141 118H143V119H145V120H143V119H141ZM17 119L19 120V122L17 121ZM45 119V121H43ZM57 120V123L56 124H58V122L60 121L61 122V120ZM77 119V120H76ZM87 119V120H86ZM4 120V121H5ZM29 120V121H28ZM32 120H34V121H32ZM35 120H37V122L35 121ZM38 120H42L43 122H45L44 123V126H43V122H40V121H38ZM47 120V121H46ZM54 120V119H53ZM78 120H80V124L78 125V123H79V121ZM135 120V121H134ZM144 121V123H143V121ZM151 120V119H150ZM149 120V121H150ZM1 121V120H0ZM2 122L3 124H1L2 125V127H3V125L5 126L6 124H4L5 122ZM13 122V124H12V122ZM23 121V120H22ZM64 121H66V120H64ZM95 121V122H94ZM132 122V124H131V122ZM140 121L142 122V123H140ZM31 122H33V123H31L33 126H31V124L30 123ZM35 122V123H34ZM54 122V121H53ZM67 122V121H66ZM70 122V121H69ZM71 122V123H72ZM83 122H84V125H83ZM16 123H17V125H16ZM68 123V122H67ZM71 123H68L69 125L71 124ZM87 123V124H86ZM146 123H148L149 124V126H150V123L148 122V121H146ZM164 123H165V121H164ZM30 124V125H29ZM64 124H65V122H64ZM90 124H92V125H90ZM136 124V125H135ZM148 124H145V125H148ZM163 124V125H162ZM14 125V126H13ZM26 125V126H25ZM52 125H53V127H52ZM81 125H83V127L81 126ZM133 125V126H132ZM134 125H135V127L136 128H134ZM158 125V124H157ZM10 126H12L11 128H12V130H10L11 128H10ZM62 126V125H61ZM88 126H89V128H88ZM144 126V127H143ZM2 127L0 128V131L2 132L3 131V129H2ZM29 127V128H28ZM37 127H36V130H37ZM44 127V128H43ZM79 129H78V128ZM80 127H82V128H80ZM140 127H143L141 130H140ZM8 128H9V130H8ZM54 128V129H53ZM85 128V129H84ZM96 129L98 132H94V131H96V130H90V129ZM2 129V130H1ZM43 129V130H42ZM57 129H59V130H57ZM88 129H89V131H88ZM36 130H34L35 132H36ZM79 130V132L77 133V131ZM140 130V131H139ZM20 131V132H19ZM25 131V132H24ZM33 131V132H34ZM42 131V132H41ZM87 131H88V134H86L87 133ZM91 131V135L93 136H91V137H89L88 135H89V132ZM154 132V133H152V132ZM160 131V132H159ZM34 132V133H35ZM69 132H74V134L72 133V137L70 136V138H73V137H75V136H77V139H80V138H78V137H81V135H82V139L81 140H78V143H76V145H74V147L76 146V148H74L75 149V151L77 152V153H75V151H71V153L72 152H74L75 154H76V156L75 155H71V153L69 152V155H70V158H69V155H66V154H68V153H66V152H68L69 150H74V149H72L71 148V143L70 142H68V141H65L66 139L68 140V138H67V134H69L70 135V133ZM82 133L81 135H79V133ZM85 132V133H84ZM93 132H94V135H93ZM37 133H38V130H37ZM62 133V132H61ZM60 133V134H61ZM3 134V135H4ZM77 134V135H76ZM115 134L117 135V136H121V137H116L115 136ZM152 134H153V136H152ZM37 134L35 133V136H36ZM50 135H52L51 136V138L49 137ZM74 135V136H73ZM79 135V136H78ZM100 135V136H99ZM151 135V136H150ZM21 136V137H20ZM65 136V140L64 139H62L63 137ZM96 136V137H95ZM142 136H143V138H142ZM145 136H148L147 137V139H145L146 137ZM98 137H100V138H98ZM103 137V138H102ZM109 137H111V139L109 138ZM154 137V138H153ZM50 138V139H49ZM55 138H57V137H55ZM69 138V139H70ZM94 138H95V140H96V142H95V140H94ZM98 140H97V139ZM151 138V140H149ZM26 140H27V144H25L24 145V143L26 142ZM30 142H29V141ZM46 140V141H45ZM55 140H56V145H55ZM59 140V141H58ZM63 140H64V142H63ZM75 140V142L77 141L76 139H74ZM73 140V141H74ZM87 141L88 140V143L91 145L92 144V146L94 145V143H96L97 144V146L96 147H98L97 149L99 150H96V147H92L93 148V153L91 152V149H90V145H89V147H87L85 144V142H83V141ZM92 140V141H91ZM99 140H100V142H99ZM128 140V141H127ZM142 140H146L144 143H143V145H146V143L148 144L149 143V145L146 147V146H143V147H140L139 145L141 144L140 142L142 141ZM17 141V142H16ZM58 141V142H57ZM61 141V142H60ZM71 142H72V140H70ZM135 141H139V143H138V146H137V143H136V145H135V143H133V142H135ZM155 141V142H154ZM66 142H68L69 144H70V146L68 145V147L66 146V147H64V149L66 148L68 151H66V152H64V154H63V149H62V152H61V150H58L59 151V153L61 152L62 154H63V157H64V155H66V156H68L67 158H68V160L69 159H71L72 158V162H68L69 164H70V167L71 166H73V162H74V159H75V165L77 166L78 164L76 163L77 161L79 162V165H82L83 166V162H85V164H84V168L82 169V168H80L79 167V165L77 166V169H76V174L75 175H72V173H75V172H72L71 173V171H75V170H73V168H75L74 166H73V168H71L72 170L71 171H67L66 169V171L67 172H65L64 171V173L66 174H64V173H62V174H60L61 172H59V174H57L56 173V171H59L57 168L59 167L58 166V164L60 163H56V166H57V168H56V166H54V168H56V169H54V168H52L53 170H56L55 172H54V174L55 175H53V174H51L52 172H50L49 170H52L51 169V167L53 166V164L55 165V163H48V162H51L52 160H51V158L53 157L54 158V156L57 154V149H59V145H61V147L63 148V145L65 146V145H67L68 143H66ZM82 142H83V144L85 145H83L82 144ZM93 142V143H92ZM109 142H111V143H109ZM122 142V143H121ZM153 144H152V143ZM51 143V144H50ZM60 143V144H59ZM74 143V142H73ZM98 143H100L99 145H98ZM106 143V144H105ZM115 143H117V145H115ZM126 143V144H125ZM154 143H155V145H154ZM52 144H54L53 146H52ZM59 144V145H58ZM79 145V147H78V145ZM82 144V148H81V145ZM111 144H114L115 146H113V145H111ZM173 144V143H172ZM171 144V145H172ZM111 145V146H110ZM123 145V146H122ZM133 146V147H131V146ZM151 145V146H150ZM46 147V148H41V147ZM100 146V147H99ZM117 146V148L119 147V149H121L122 150V153H121V155L118 153V154H114L115 152H113V150L114 149H116L115 147ZM154 146H156V148L154 147ZM53 147V148H52ZM106 147V148H105ZM139 147V148H138ZM145 147H146V149H145ZM57 148V149H56ZM71 148V149H70ZM100 148H101V150H100ZM123 148H125V149H123ZM159 150H158V149ZM50 149V150H49ZM61 149V148H60ZM78 149H79V151H78ZM108 149V150H107ZM134 149V150H133ZM138 149V150H137ZM26 150V151H25ZM42 150V151H41ZM44 150H46V152L44 151ZM49 150V151H48ZM80 150H82V151H80ZM95 150V151H94ZM37 151V152H36ZM56 151V152H55ZM103 151H104V153H103ZM147 151V150H146ZM40 152V153H39ZM44 152V153H43ZM95 152V153H94ZM124 152V153H123ZM156 152H158V153H156ZM32 153V154H31ZM51 153V154H50ZM56 153V154H55ZM66 153V154H65ZM96 153H98V154H96ZM100 153H103V154H106L105 156H103L102 154H100ZM148 154H149V151L147 152ZM147 153H146V155H145V157L147 158H144L145 159V163L144 164H146L147 162H149L150 161V165L152 166V163H151V160L153 161V158H155V156L153 157V158H151L150 157V160H149V156L151 155H147ZM155 153V154H154ZM37 154V155H36ZM46 154V155H45ZM55 154V155H54ZM73 154V153H72ZM85 154V153H84ZM91 154H92V156H91ZM160 154V153H159ZM158 154V155H159ZM30 155H32L33 157H35V158H33L34 159V161L35 160H37V162H38V165H41V166H43L44 164H45V166H48V164H52V166L50 167V165H49V167H47L49 170H47L50 174H48V173H46V174H44L45 172V170H46V167L44 168V167H41L40 168V166H38L39 167V169H38V167H36V165H37V162L35 163H33V159H32V157L30 156ZM41 155H45L44 157L43 156H41ZM52 155H54V156H52ZM96 155H98V157H99V155H100V158L98 159V157L96 156ZM117 155V156H116ZM38 156V157H37ZM41 156V157H40ZM50 156H52V157H50ZM57 156L59 157L60 155H58L57 154ZM62 156V155H61ZM65 156V157H66ZM104 158H103V157ZM107 156H109V158L108 159H106L105 157H107ZM114 156H115V158H114ZM119 156H123V157H119ZM157 156V155H156ZM160 158V160H159V162H160V165H161V156H159ZM52 158V159H53ZM60 158V157H59ZM62 158V157H61ZM58 159V160H62V159ZM26 159V160H25ZM79 159V160H78ZM103 159V160H102ZM115 159V160H114ZM49 160H51V161H49ZM55 160H56V158H55ZM54 160V161H55ZM100 162V163H102V162H104L102 165H100L99 167L101 168V169H104L103 171L101 170V169H99V170H97V168H98V164H100V163H98L97 164V162L98 161ZM102 160V161H101ZM114 160V161H113ZM149 160V161H148ZM156 160H158V159H156ZM44 161H47L46 163H44ZM64 161L66 162L67 160H65V158H64ZM90 161V160H89ZM112 161V162H111ZM154 161H155V159H154ZM43 162V163H42ZM58 162V161H57ZM63 162V160L61 161V163ZM64 162V163H65ZM42 163V164H41ZM81 163V164H80ZM124 165H123V164ZM156 163V162H155ZM154 163V164H155ZM67 164V163H66ZM113 164V165H112ZM156 164H158V163H156ZM156 164H155V168H156ZM68 165V164H67ZM85 165H86V168H85ZM66 166V165H65ZM113 166H115V167H113ZM158 167L157 168H159L160 167V171H162V168H161V166H159V165H157ZM26 167H28L27 169H26ZM36 167V170L34 169V168ZM63 167V166H62ZM33 168V169H32ZM45 169L44 171L42 170V169ZM67 168H69L68 166H67ZM78 168H79V170H78ZM152 168V167H151ZM154 168V169H155ZM24 170L25 172L27 171L28 172V169H29V172L28 173H24V171H18V170ZM38 169V170H37ZM123 169V170H122ZM154 169H151V170H154ZM35 170V171H34ZM64 170V169H63ZM63 170H61V171H63ZM156 170V169H155ZM154 170V171H155ZM16 171H18L20 174H15V172ZM32 171H34V172H36V173H32ZM94 171V172H93ZM98 173H97V172ZM114 171H116V169H114L112 172H111V174L110 173H107V175L108 176H111L112 174H114L115 172ZM129 171V172H128ZM127 171V173H129L130 174V170H128ZM157 171V170H156ZM160 171H158V173L161 175L158 179H157V177L159 176V174H158V176L156 177L155 176V179H156V182H161L160 181V179L162 180V177H163V173H160ZM68 172H70V173H68ZM85 172H87V170L85 171ZM124 172H125V170H124ZM124 172H121L122 174L124 173ZM17 173V172H16ZM23 173V174H22ZM38 173V174H37ZM41 173V174H40ZM96 173H97V176H98V178L97 177H95L96 176ZM105 173V172H104ZM4 174V175H3ZM43 174V175H42ZM153 174L155 175V173L153 172ZM156 174V175H157ZM7 175H9V177H11L10 179L8 178V176ZM11 175V176H10ZM14 175V176H13ZM41 175V176H40ZM63 177H62V176ZM106 175V177H108ZM4 176H7L6 177V179H5V177ZM85 177L84 179L82 178V177ZM123 176V175H122ZM127 176V177H126ZM24 177V178H23ZM37 177V178H36ZM44 178V180L42 181V179ZM76 177H78V178H80V180H83V181H81V183H80V180H78L79 181V183H76V182H78L77 180L75 181V179H76ZM88 177V176H87ZM2 178V179H1ZM21 178V179H20ZM46 178V179H45ZM123 178V177H122ZM124 178L126 179V178H129V175L127 174V175H124ZM14 179V180H13ZM34 179V180H33ZM37 179V180H36ZM48 179V180H47ZM89 179V178H88ZM125 179H123L124 180V182H125ZM71 182H70V181ZM92 180V181H93ZM102 180V181H101ZM27 181V182H26ZM46 181V182H45ZM52 181V182H51ZM72 181H75V183L74 182H72ZM90 181V180H89ZM91 181V182H92ZM94 181V182H95ZM98 181V182H99ZM128 181V180H127ZM163 181V180H162ZM3 182V183H2ZM21 182V183H20ZM39 182V183H38ZM44 182V183H43ZM97 182V184H99ZM172 182H174V181H172ZM171 182V183H172ZM49 183V184H48ZM55 183V184H54ZM83 183V184H82ZM96 183V182H95ZM101 183V184H102ZM163 183H164V181H163ZM162 183V184H163ZM169 183V182H168ZM171 183L170 184H168L169 185V187H168V189H170V187L172 188L173 187V189L171 190L170 189V191L173 193V190H174V185L172 184V186H171ZM35 184H36V187H35ZM53 184V185H52ZM77 184H79L80 186H78V188H77ZM85 184V186H83V187H81L82 185H84ZM94 184V183H93ZM97 184H95V186L94 187H96L97 186ZM38 185V186H37ZM47 185V186H46ZM73 185H76V186H73ZM88 185V184H87ZM42 186V187H41ZM45 186V187H44ZM48 186H49V188H48ZM90 186H91V184H90ZM90 186H88L89 188H90ZM39 187H41V188H39ZM60 187V188H59ZM72 187H75V188H77V190L78 191H74L75 190V188H73L72 189ZM42 188H44V189H42ZM51 188H52V192L51 191H49V190H51ZM57 188V189H56ZM67 188V190H65ZM88 188V189H89ZM49 189V190H48ZM94 189V188H93ZM34 190V191H33ZM39 190V191H38ZM90 190H92V189H90ZM31 191V192H30ZM41 191V192H40ZM43 191H46V195L43 193ZM48 191V192H47ZM67 191V192H66ZM73 191H74V195L72 194L73 193ZM76 192V193H75ZM88 192V193H89ZM95 192V191H94ZM42 193V194H41ZM50 193V194H49ZM57 193H59V194H57ZM78 193H79V195H81V196H79L78 195ZM69 194V195H68ZM33 195H34V198H33ZM54 195H56V196H54ZM60 195V196H59ZM4 196H7V197H5V199H4ZM32 196V197H31ZM67 196H68V198H67ZM70 196V197H69ZM47 197V198H46ZM58 197V198H57ZM72 197H73V199H75V200H73L72 199ZM78 197V200H82L81 201V203L83 204L82 206H79V203L76 201L77 198ZM80 197V198H79ZM203 197H206V193H204V196ZM20 198V199H19ZM29 198V199H28ZM30 198H31V200H30ZM52 198V199H51ZM82 198V199H81ZM182 198V197H181ZM13 199V200H12ZM17 199V200H16ZM23 199V200H22ZM58 199H59V201H58ZM64 199V200H63ZM90 199V200H89ZM184 199L185 198H183V200H182V202L184 201ZM204 199V198H203ZM3 200H5V201H3ZM15 200V201H14ZM48 200V201H47ZM50 200V201H49ZM73 201L72 203H78V204H75V206L77 205L78 207H76V209H75V206L73 205L72 206V204H70V202L71 201ZM87 200V201H86ZM186 200V199H185ZM26 202V204H25V202ZM36 201V202H35ZM74 201H76V202H74ZM96 201H98V200H96ZM187 201V200H186ZM14 202V203H13ZM19 202V203H18ZM21 202V203H20ZM51 202H54V203H51ZM28 203V204H27ZM34 203V204H33ZM36 203V204H35ZM51 203V204H50ZM184 203V202H183ZM187 204H188V201L186 202ZM54 204H55V206H54ZM185 204V203H184ZM29 205V206H28ZM45 205V206H44ZM49 205V206H48ZM51 205V206H50ZM53 205V206H52ZM97 205V204H96ZM183 205V204H182ZM21 208H20V207ZM36 206V207H35ZM184 206V205H183ZM31 207V208H30ZM46 207V208H45ZM57 207V208H56ZM92 207V206H91ZM185 207H187V205H185ZM20 208V209H19ZM30 208V209H29ZM44 208V209H43ZM52 208V209H51ZM53 208H56V209H53ZM64 208V209H63ZM66 208V209H65ZM96 208V207H95ZM188 208V211H187V209H186V212H189V209H190V206L189 207H187ZM18 209V210H17ZM24 211H23V210ZM46 209H47V212H46ZM74 209H75V211H74ZM81 209H83V213H80L81 212ZM91 209V210H90ZM4 210V211H3ZM21 210V211H20ZM32 210H34V212L32 211ZM56 210V211H55ZM64 210V211H63ZM66 210V211H65ZM94 210V209H93ZM27 211V212H26ZM67 211H69V212H67ZM74 211V212H73ZM34 214H33V213ZM44 212H46L47 213V215L44 213ZM56 212V213H55ZM73 212V213H72ZM210 213V210H208V211H206V214L207 213ZM214 212H218V210L217 209H215L214 210ZM213 211H212V213L210 214V216L212 215H214L215 216V218H217L218 216H219V213H218V215H215V214H213L214 213ZM55 213V214H54ZM73 215H72V214ZM208 213V214H209ZM45 216H44V215ZM48 214H49V216H48ZM62 216H61V215ZM66 214V215H65ZM78 214H80V216L78 215ZM83 214H86V215H83ZM207 214V215H208ZM17 215V216H16ZM19 215V216H18ZM88 215L89 216H91L90 218H88ZM99 215V216H98ZM104 215V214H103ZM227 215H228V213H227ZM15 216V217H14ZM67 216H68V218H67ZM74 216H76L75 218H74ZM94 216V215H93ZM186 216L188 217V213H186ZM184 217V218H187V217ZM190 216H191V214H190ZM213 216V217H214ZM229 216H230V218L232 219L233 217H231L232 215H228V217H226V218H228V219H230L229 218ZM59 217V218H58ZM99 217H102V219H100L99 220ZM35 218V219H34ZM65 218V219H64ZM72 218H74V220L76 219V221H74ZM79 218H83V220H85V221H87V219H89L90 221L85 225V221L84 222H81V224L78 222V220H80ZM107 218V217H106ZM106 218H104V219H106ZM190 219V221H191V219H193L192 218V216L191 217H189ZM43 219H45V220H43ZM60 221H59V220ZM63 219V220H62ZM67 219H72L73 221H71L70 220V222H68L69 220H67ZM38 220V221H37ZM106 220H108V219H106ZM113 220L114 219H110V221H109V223L107 222V221H105L104 222V220H103V222H101L100 221V223H103V225L102 224H100V225H102L104 228H102V226H100L101 227V229H102V232H101V234L103 235V233L104 232H109V233H107L108 234V237H114L116 234L114 233V232H119V225L118 224H116L115 225V223H118V221H117V219H116V221L114 222V225H115V227H114V225H113ZM189 220H187V221H185V222H188ZM3 221V222H2ZM35 221V222H34ZM45 221V222H44ZM54 221V222H53ZM56 221V222H55ZM80 221H82V220H80ZM95 221H96V223H95ZM112 221V222H111ZM194 221V220H193ZM192 221V222H193ZM6 222V223H5ZM53 222V223H52ZM74 222V223H73ZM77 222V224H80L81 226L79 227V225L78 226H76L77 224H75ZM107 222V223H106ZM192 222H189L190 224H188V223H186V224H188V225H186V227L188 226V227H190L188 230H187V228L186 229H183L182 231H189V233H190V231H192ZM43 223H45V224H43ZM65 223V224H64ZM72 223H73V225H72ZM106 224V226H107V224L109 225L108 227H110V229L111 230H109V231H104L103 232V230L104 229H106L107 228V230H108V227H105V224ZM112 223V224H111ZM4 225H5V227H4ZM18 225V226H17ZM72 225V226H71ZM77 227H75V226ZM90 225V226H91ZM117 225H118V227H117ZM218 225V224H217ZM216 225V226H217ZM17 226V227H16ZM21 226V227H20ZM24 228H23V227ZM83 226V227H82ZM89 226V225H88ZM88 226H87V229H88ZM89 226V227H90ZM94 226H91L92 228L94 227ZM185 226V225H184ZM216 226H214L215 227V229H216V231L218 230V228H220L221 226H222V223H221V226H217L218 228H216ZM225 226V225H224ZM66 227V228H65ZM74 227V228H73ZM91 227H90V229H91ZM118 229H117V228ZM213 227V228H214ZM63 228V229H62ZM82 228V229H81ZM96 228H98V226L96 227ZM185 228V227H184ZM223 228V227H222ZM221 228V229H222ZM226 228V231L228 230V226L227 227H225ZM18 229H20L19 231H18ZM71 229H74L73 231L71 230ZM85 229H86V227H85ZM84 229V230H85ZM90 229H88L89 230V232H90ZM101 229H99V230H101ZM117 230V231H114V230ZM224 229V228H223ZM27 230V231H26ZM58 232H57V231ZM113 230V231H112ZM214 230V229H213ZM4 231V232H3ZM77 231V230H76ZM83 231V230H82ZM113 232L114 234H112V235H114V236H112V235H110V232ZM187 231L185 232V233H187ZM215 231V233H214V238L215 239H219L220 237H222V236H224V230H222L223 232H221L220 231V233H218V234H216L217 232ZM219 231V230H218ZM78 232V231H77ZM86 232L87 231H85L84 233L86 234ZM117 232V233H118ZM214 232V231H213ZM64 233V234H63ZM68 233H70L68 236H67V234ZM71 233H73V234H71ZM84 233H78V237H80V234H81V238H82V235L84 236L85 234ZM188 233V234H189ZM77 234V233H76ZM75 234V235H76ZM216 234V235H215ZM219 234H220V237H219ZM4 235V236H3ZM16 235L18 236V237H16ZM106 235V234H105ZM104 235V237L106 238V236ZM118 235H119V233H118ZM9 236H10V238H9ZM14 236V237H13ZM22 236V237H21ZM62 236V237H61ZM71 236V237H72ZM77 236V235H76ZM182 236H184V237H182ZM187 236V234L186 235H179V237H175V239H181V240H179L178 241V244H180L181 246H179L177 243V245H178V247H179V249L181 250V252H182V250L184 249V244H185V248H186V251H188L187 249H189V256H187V252H185L184 254H179L180 252H179V249H177L176 251H178V254L179 255H181V257L179 258V259H176V258H174V257H171L173 260H174V264H179L180 263V261H182V260H185L186 262H184L183 264H201V261H202V259L203 258H205L206 256H207V253H205V250H204V248L202 249V250H200L201 249V247L198 249L197 248V250L196 249H194V248H190L188 245H187V240H188V238H189V236H191L190 234H189V236L188 237H186ZM218 236V237H217ZM75 236H73L72 238H74ZM118 237V236H117ZM60 238H62V239H60ZM66 238V239H65ZM72 238H70V239H72ZM182 238H184V240H182ZM11 239V240H10ZM78 239V238H77ZM108 239V238H107ZM109 239H111V238H109ZM113 239V238H112ZM117 240V238H114V240ZM79 240V239H78ZM14 241H15V244H14ZM108 241V243L109 244H113V245H115V241L114 242H111L110 243V241L109 240H107ZM112 241V240H111ZM118 241V240H117ZM116 241V242H117ZM174 241H176V240H173V242ZM185 241H186V243H185ZM184 242V244H182ZM18 243V244H17ZM25 243V244H24ZM13 244V245H12ZM48 244H49V246H48ZM74 244V243H73ZM175 244V245H176ZM23 245V246H22ZM58 245V246H57ZM59 245H62V246H59ZM112 245V246H113ZM117 245H119L118 244V242H117V244L115 245V246H117ZM148 245V244H147ZM174 245V244H173ZM174 245V246H175ZM26 246V247H25ZM57 246V247H56ZM146 246V245H145ZM148 246H150V245H148ZM114 247V246H113ZM112 247V248H113ZM118 247V246H117ZM116 247V248H117ZM178 247H176L175 246V248H178ZM12 248V249H11ZM22 248V249H21ZM43 248H45V249H43ZM48 248V249H47ZM116 248H113L114 249V251L116 250H118V248L116 249ZM148 248V247H147ZM150 248H151V246H150ZM174 248V249H175ZM183 248V249H182ZM14 249V250H13ZM66 249V248H65ZM20 250V251H19ZM48 250V251H47ZM148 250V249H147ZM161 250H164V249H160V250H158L159 251V253H158V251H156V253L159 255L160 254V256H158L156 253H153V254H151L152 256L153 255H155L156 254V256H157V258H156V260L157 259H159V261H156V263H158V264H162V262H163V264H165V262H167L166 264H171L172 262H173V260L172 259H170L172 262H170L169 263V257L171 256L170 254V256L167 258V255H164V254H162V253H165V254H167V251L166 252H163V251H161ZM199 250H200V252H201V254H199L200 252H199ZM204 250V251H203ZM165 251V250H164ZM185 251V249L183 250V252ZM192 251H193V253H192ZM198 253H197V252ZM207 251V250H206ZM27 252V253H26ZM149 252V251H148ZM162 252V253H161ZM203 252H204V254H203ZM58 253V254H57ZM73 253V252H72ZM45 254V255H44ZM203 254V255H202ZM17 255V256H18ZM41 255V256H40ZM44 255V256H43ZM62 255V256H61ZM0 256H2V255H0ZM35 256V257H34ZM40 256V257H39ZM43 256V257H42ZM57 256V257H56ZM65 256V259L63 260V258L62 257H64ZM72 257L71 259H70V257ZM156 256H154V258L156 257ZM197 256V257H196ZM5 257V256H4ZM0 258V260H6V261H10V259L9 260H7V258H9V257H5V258ZM15 258V257H14ZM62 258V259H61ZM67 258V259H66ZM165 258L167 259V260H165ZM12 260L11 261H13L12 263H14V264H19L18 263V261L17 260H20L19 258L16 260L17 262H14V260H13V257L11 258ZM61 259V260H60ZM180 259H182V260H180ZM35 260H38L37 262L35 261ZM60 260V261H59ZM63 260V261H62ZM163 260V261H162ZM178 261V262H175V261ZM10 261V262H11ZM21 261V260H20ZM162 261V262H161ZM21 262H23V260L21 261ZM20 262V263H21ZM161 262V263H160ZM156 263H153V264H156ZM23 264H25V262H23ZM173 264V263H172ZM180 264H182V263H180Z\"/></svg>", "mask_w": 264, "mask_h": 264}, {"label": "crops", "instance_id": "3", "mask_svg": "<svg viewBox=\"0 0 264 264\" xmlns=\"http://www.w3.org/2000/svg\"><path fill=\"white\" fill-rule=\"evenodd\" d=\"M0 264H14V263L6 260H0Z\"/></svg>", "mask_w": 264, "mask_h": 264}]
</instances>
